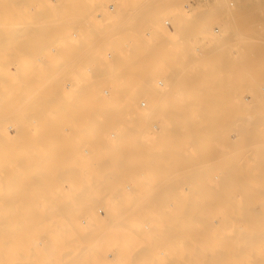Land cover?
<instances>
[{
  "label": "rangeland",
  "instance_id": "1",
  "mask_svg": "<svg viewBox=\"0 0 264 264\" xmlns=\"http://www.w3.org/2000/svg\"><path fill=\"white\" fill-rule=\"evenodd\" d=\"M61 1V3H57L58 5H63V7H64V4H65V1L63 0V2H64V4H62V0H60ZM83 1H86V3L85 2H83ZM116 1V2H115ZM131 1L132 0H67L66 2H67V4H68V7H66V11L68 12L69 10H70V14H71V17H69L70 16V14H69V19H68V17H66L65 18V21H66V23H65V21H63V25H64V27H63V30L64 29H66V30H64V33L66 34H62V35H64L63 37L61 36V38H59V40L58 39H55L56 37H57V31H55V29H58V28H62V27H52V24H54L53 22H52V20L54 21V18L52 17V16H54V13H55V11H54V13H53V9H55L56 10V8H58V7H54L53 6V4H55L54 2H55V0H1L0 1V11H2L0 14H2V13H4L3 14V16H1L2 18L4 17V19H0V24H3V25H0L1 27H0V32H2V30L3 31H5L4 33H2L3 35H1L0 37L2 38H0V54H2L3 55V52L5 53L7 50L8 51H10V53L7 51V56H9L10 55V57H12L11 55H14L13 57H14V59H13V57L11 58V59H9L10 61H11V67H10V65H9V67L11 68V71L12 72H14V73H12V72H8L10 75H7L6 76V74H5V76L4 75H2V73H1V75H0V84L2 85V86H0V128H1V130L3 131L2 133H4L3 135L1 134V132H0V155L2 156V155H4L5 156V158H4V156H0L1 157V159L4 161H7V162H3L1 159H0V177H1V179L0 180H4V182H2V181H0V183H1V185H0V195H1V197H0V214H2L1 216H0V221H1V223H5L8 227H10V229H12V228H16V227H20V226H22V225H26L27 223V225H31L30 227L29 226H26L27 228H29V230H27L26 231V229H23V230H25V232L24 233H22L21 231H20V235H16V241H13L11 238L13 237L12 235H10V234H6L5 236H4V240L7 242L6 243V248H5V250L7 251L8 249H10L11 247H10V245L8 246V244H16L18 247H20V248H18L20 251H30V250H39V249H32V248H36L37 247V245H36V243L37 242H46V241H49V238H47L46 236H48L47 235V233L49 232L50 234H52L53 235V233H54V235H56V234H58L57 236H61L58 232H57V230H55V231H52V230H50L49 231V227H50V225L48 226V224L47 223H50V221L48 220V218H47V216H45V215H49V214H53L54 215V213L52 212V213H49V212H47V211H50V210H52L50 207L52 206V208H53V205H51V203L52 204H54L55 203V201H56V198H54L55 196H58V198H60V199H64V196L66 197V195L67 194H65V193H68V195L67 196H69V198H71L70 196L72 195L71 193L73 192H75L76 194L78 193H80L81 191H82V189L84 188V187H86V186H89L88 185V183H87V180H86V171L87 170H89V169H87L86 167H87V161H89L90 159L92 160V158H95L94 160H96V159H98V161L100 162V161H108L109 159V161H113L114 159L115 160H117L116 159V157L117 156H120V153H119V151L121 152V150L123 149V147L125 146V148H124V150H122V151H125V150H127L128 151V146H130V145H126L127 143H125L124 145H123V143H122V141L123 140H125V136L122 138V136H123V133L122 132H124L125 130H126V128H125V130L123 131V129H124V127H125V125L123 126V123H124V121H125V123H126V118H123V116L122 115H120V112H121V109L120 110H117V108H115V105L114 106H111V108H107V106H102V104L100 105V106H102L103 108L105 107V108H107L106 110H104L102 107L100 108V106L98 105V107L96 106V108H98L97 109V111H96V109L95 110H93L92 111V108H89L88 106H90V105H87L86 104V94H93V95H99L100 97H102L103 95H105V93L107 94V92H104L105 90L104 89H106V87H108L109 85L106 83V81H105V83H104V81H103V79L100 81V83H101V88H100V91H96V89L93 87V85H92V83H93V79H91V78H89L90 77V74L91 73H89V72H87V71H85L84 69V67H85V65H86V63L85 62H88V60H86V55H87V57H88V51H89V48H90V50H92V49H98L97 51H100L99 53H100V55H101V57L103 58V62H106L107 64H106V66L109 64V63H112L111 65L112 66H115L114 65V63L116 64L118 61H119V59H118V57H116V53H114L115 51H114V49L116 50V48L118 47L117 46V44H118V38H119V36H120V31H122V33H123V30L121 29V27H117L118 25H116V23H115V21H111L110 19H106V16H102L101 18H103V19H101L99 16H101V13L102 12H106V13H108L109 12V10H110V12L109 13H112L111 11H113L114 10V12L113 13H115L116 11H120L123 7H127L128 9H130V5H132L133 3H136L138 0H134V1H132V3H131ZM140 1H142V0H139L138 2H140ZM181 1H183V0H181ZM181 1L179 0L178 1V3L177 4H179V7L180 8H182L183 7V5L182 4H184L183 2L181 3ZM189 1V5H190V7H186V11L187 12H189V11H191L190 9H191V7H192V11H194V3H193V0H187L186 2H188ZM218 3H220V5H221V8H220V14H219V16H217L212 22H211V27H209V37H208V39L205 41V42H203L202 44H198V43H187V44H185L186 46H185V48H182V49H184L183 51L185 52L184 53V59H182L180 62H179V60H177V61H175V59L174 60H172V55H170L171 57H170V59H169V56L167 57V59L165 60H159V61H162V62H164L165 63V65H167V66H165L164 65V63H162L160 66H159V64H160V62L159 61H156L155 63H153L152 65H151V67H154V68H151V67H149L148 68V70H147V73L148 74H151V80L150 81H152L151 83H152V85H154L153 83H155V86L157 87V88H160V89H162V90H166V89H168V93L169 92H171V91H173L174 89H173V83H174V81H177L178 83L180 82V76L181 75H186L188 78H189V81L191 82V85H193L194 86V88H193V90H194V95H193V97H194V99H198V101L199 102H197V105H199L198 107L199 108H201L202 110H195L194 111V115H192V122L194 123V125H195V129H193V131H192V135L190 136V137H188V138H186V139H183V137H179V139L178 140H174L173 141V146L178 150V152L177 153H180V154H182V156H181V161H182V163H183V165H184V167H183V165L182 166H180V168L179 169H177L174 173H171V176L172 177H170V179L174 182V183H168L169 185H171V186H173V187H178V188H180V187H186V190L187 191H184L185 193H187L188 192V190H190V189H188L187 187H191V189L194 187H208V188H210V189H212V192L214 193L213 194V201L214 202H216V204L214 203L213 205H212V207H211V210H214V211H211V210H209V213H213V214H211V217L208 215V220L210 219V222H207L208 220L205 218V222H203V224L202 225H205L204 223H212V224H214L213 226H212V224H207L208 225V228H209V226L212 228H219V227H228L229 228V230H228V240H227V243L228 242H230L229 244H227L229 247L231 246V249L233 248L232 247V244H233V242H234V240L235 241H237V242H240V240L242 241V239H241V237H242V232L240 233V231L239 230H241V231H244L243 230V228H242V226L243 225H245L247 222L244 220L245 219V214H246V212L248 213V211H250L248 214H254L255 212H258L259 211V206H257V202L259 201V199H260V201L258 202V204L260 203V202H262V199H264V193H263V189H264V180H262V179H264V22L263 21H257V19H258V16H257V11L256 12H254V8H256L257 7V5H264V0H234L235 2H234V5H230L229 3H230V1L231 0H216ZM59 2V1H58ZM110 2V3H109ZM124 3L125 5H123V6H121V3ZM127 2V3H126ZM180 2V3H179ZM53 3V4H52ZM77 3V4H76ZM93 3V4H92ZM95 3V4H94ZM105 3V4H104ZM109 3V4H108ZM120 3V4H119ZM24 4H25V6H24ZM57 4H55V6H58ZM71 4V5H70ZM89 4H90V6H92L91 8H90V6H89ZM180 4H181V6H180ZM70 5V6H69ZM104 5H106V6H104ZM118 5H120V6H118ZM222 5L224 6V7H222ZM238 5V6H237ZM53 6V7H52ZM113 6V7H112ZM117 6H118V8H117ZM236 6H237V8H236ZM2 7V8H1ZM82 7V8H81ZM83 7L85 8V9H83ZM120 7H121V9H120ZM60 8H61V6H60ZM112 8H113V10H112ZM253 8V9H252ZM119 9V10H118ZM124 9H126V8H124ZM185 8H183V10H184ZM252 9V10H251ZM6 10V13L4 12ZM91 10V11H90ZM96 10V11H95ZM98 10V11H97ZM116 10V11H115ZM181 10V9H180ZM182 10V11H183ZM9 11V12H8ZM23 11H25L26 12V14H25V12H24V14H22V12ZM40 11V12H39ZM47 11V12H46ZM49 11V12H48ZM101 11V12H100ZM185 11V12H186ZM20 12H21V14H20ZM42 12H44V14L42 13ZM51 12H52V14H51ZM93 12V13H92ZM95 12H98L100 15H97L96 16V14H94ZM105 12L103 13L104 15H105ZM164 12H166V11H164ZM164 12H162V14L164 13ZM10 13V14H9ZM14 13V14H13ZM15 13H16V15H15ZM17 13H19V14H17ZM40 15H39V14ZM69 13V12H68ZM73 13V14H72ZM77 13V14H76ZM107 14V15H109L110 16V14ZM112 13V14H113ZM169 13H170V11H169ZM168 13V11H167V14L166 13H164V17H162L163 18V20H165V19H168L169 17H171L170 16V14ZM184 13V12H183ZM222 13H223V15H227V14H230L228 17H231V16H233V18L235 17V19L237 20V21H239V22H245V21H250V24H251V27H230L229 25V27H224V25H226L227 23H226V21H225V17H223V16H221L222 15ZM253 13V14H252ZM28 14V15H27ZM76 14V15H75ZM94 16H93V15ZM102 14V15H103ZM169 14V15H168ZM239 14V15H238ZM249 16H248V15ZM9 15V16H8ZM17 15H19V19H18V16ZM24 15H26V16H28V17H25ZM30 15L32 16L31 18H30ZM48 15V16H47ZM66 15H68V14H66ZM80 15H83L82 17L80 16ZM87 15V16H86ZM91 15V16H90ZM168 15V16H167ZM241 15V16H240ZM7 16V17H6ZM44 16V17H43ZM79 16H80V18H79ZM92 16L95 18H93L92 19ZM23 17V18H22ZM25 17V18H24ZM49 17L51 18H53L52 20H50L49 19ZM74 17V18H73ZM77 17V18H76ZM100 18L99 19V21H98V18ZM242 17V18H241ZM6 18H8V21L9 22H7V20H6ZM20 18H21V20H20ZM43 18V19H42ZM87 18L89 19V20H87ZM97 18V19H96ZM240 18V19H239ZM25 19V20H24ZM64 19V18H63ZM74 19H75V21H74ZM78 21H81V22H83V23H81V22H78ZM79 19H81V20H79ZM86 19V20H85ZM91 19V20H90ZM256 19V21H254V20ZM70 20V21H69ZM94 20V21H93ZM107 20V21H106ZM169 20H171V19H169ZM240 20H242V21H240ZM253 20V21H252ZM1 21H3V23L1 22ZM23 21V22H22ZM73 21V22H72ZM89 21V22H88ZM91 21H93V22H91ZM172 21V20H171ZM171 21H170V23H171ZM5 22H6V24H5ZM50 22H51V24H50ZM71 22V23H70ZM86 22V23H85ZM91 22V23H90ZM101 22V23H100ZM107 22V24H105ZM113 23V25L115 26V27H113V25H111L112 23ZM9 23V24H8ZM32 23H33V26H32ZM43 23V24H42ZM78 25H76V24ZM80 23H81V25H80ZM97 23V24H96ZM104 23V24H103ZM109 23V24H108ZM164 23V22H163ZM263 23V24H262ZM20 24V25H19ZM21 24L23 25V31H24V35H23V37L24 38H21V36L19 35V33H20V29H21ZM50 24V25H49ZM70 24V25H69ZM92 24V25H91ZM118 24V23H117ZM246 24V23H245ZM255 24V25H254ZM49 25V26H48ZM82 25H84V26H82ZM88 25V26H87ZM107 25V26H106ZM171 25H172V23H171ZM170 25V26H171ZM2 26H4V27H7L6 29L8 30V31H6V29L5 28H2ZM36 26V27H35ZM71 26V27H70ZM93 26H94V28H93ZM9 27V28H8ZM18 27H20V28H18ZM83 27V28H82ZM90 27H92V28H90ZM108 27V28H107ZM215 27H218L220 30H219V33H216L215 31H214V29H215ZM14 28V29H13ZM17 28V29H16ZM49 28H50V30L52 31V32H50V30H49ZM113 28V29H112ZM119 28H120V30H119ZM144 28V27H143ZM179 28H180V30L183 28V27H173V25L169 28V27H167L166 28V30H168V31H170V30H173V31H175L176 29H178L179 30ZM2 29V30H1ZM5 29V30H4ZM10 29V30H9ZM19 29V30H18ZM33 29V30H32ZM36 29L38 30V32L41 34V30H42V33H43V31H44V33H45V31H46V35H40V36H37V37H35L36 36ZM40 29V30H39ZM46 29H48V30H46ZM88 29V30H87ZM146 29V28H145ZM145 29L143 30V33L145 32ZM212 31H211V30ZM19 32H18V31ZM22 30V29H21ZM28 30V31H27ZM35 30V36H33V40H34V37L37 39V38H39L40 40L42 39V41H38V39H37V43L35 42L34 43V41H33V43L31 42V38H32V36H31V33H33V31ZM62 30V29H61ZM59 31V32H62V31ZM86 31V33H85V31ZM119 30V31H118ZM165 30V29H164ZM177 30V31H178ZM179 30V31H180ZM89 31H91V32H89ZM94 31V34L95 35H93L92 34V32ZM118 31V32H117ZM250 31H251V33H250ZM22 32V31H21ZM29 32H31L30 33V37L28 36L29 35ZM38 32H37V34H38ZM55 32H56V34H55ZM77 32V33H76ZM88 32V33H87ZM254 32V33H253ZM43 33V34H44ZM74 33H76L77 35L76 36H74L75 34ZM82 33V34H81ZM115 33V35L117 34V36L118 37H114L113 36V34ZM120 33V34H119ZM179 33V32H178ZM52 34V35H51ZM56 35V37L54 38V35ZM79 34V35H78ZM84 34V35H83ZM90 34V35H89ZM212 34V35H211ZM254 34V35H253ZM33 35V34H32ZM39 35V34H38ZM110 35H112V36H110ZM145 35V36H144ZM144 35H142L143 36V40H147L146 38H148V36L144 33ZM245 35V36H244ZM59 36V35H58ZM83 36V37H82ZM92 36V37H91ZM98 36V37H97ZM243 36V37H242ZM6 37V38H5ZM40 37H42V38H40ZM49 37V38H48ZM95 39H94V38ZM100 37V38H99ZM102 37H104V38H102ZM29 38V39H28ZM52 38H54V39H52ZM65 38V39H64ZM80 38V39H79ZM83 38V39H82ZM90 38V39H89ZM107 38V39H106ZM111 38H112V41H111ZM145 38V39H144ZM251 38V39H250ZM21 39V40H20ZM31 39V40H30ZM82 39V40H81ZM87 39V40H86ZM94 39V40H93ZM97 39V40H96ZM99 39V40H98ZM102 39V40H101ZM105 39V40H104ZM114 39V40H113ZM262 39H263V41H262ZM86 41L85 43L83 42V41ZM101 40V41H100ZM259 40V41H258ZM62 41V42H61ZM88 41V42H87ZM94 41V42H93ZM115 41V42H114ZM208 41V42H207ZM25 42V43H24ZM109 42V43H108ZM41 43V44H40ZM56 43V44H55ZM83 43V44H82ZM90 44V45H88V44ZM47 44L48 45H50V46H47ZM52 44V45H51ZM85 44V47H83L82 45H84ZM116 44V45H115ZM22 45H25V46H22ZM36 45V46H35ZM41 45V46H40ZM202 47H201V46ZM38 46V47H37ZM53 46H55V47H53ZM74 46H75V48H77V46H79L77 49H75L74 48ZM86 46H87V48H88V51H87V48H86ZM93 46H95V47H92ZM97 46V47H96ZM117 46V47H116ZM189 46V47H188ZM23 47H24V50H23ZM33 47V48H32ZM49 47H50V49H49ZM83 47V48H82ZM102 47V48H101ZM19 48H20V50L21 51H24V52H22V54L24 53H26V51H27V54H25L26 55V57H24L25 55H23V59H24V64L22 63V65L21 66H19L20 65V63H19V60L17 59V58H21L22 59V54H21V52H20V50H19ZM28 48V49H27ZM38 48V49H37ZM86 48V49H85ZM196 48L199 50V48H200V52L201 53H199V51H197L196 50ZM45 49H46V51H45ZM49 51H48V50ZM83 49H85V52H84V50ZM100 49V50H99ZM32 50V51H31ZM33 50H34V52H33ZM36 50V51H35ZM62 51V53L64 54V56L60 53L61 51ZM71 50V51H70ZM81 50H83V51H81ZM119 50V48L117 49V51ZM232 50H233V52H232ZM235 50H236V52H235ZM19 51V52H18ZM28 51H30V54L28 53ZM42 51V52H41ZM44 51V52H43ZM69 53H68V52ZM73 51H75V52H78V53H74ZM224 52V51H226V54H229V56L230 57H232L233 59H236V61H237V59H240V61H242L243 62V64H241L240 65V67H238V68H236V70H234V72H233V70L232 69H230V68H228L227 66H223L222 65V63H220V60H221V58L222 57H220L219 58V55H220V53H222V52ZM12 52H13V54H12ZM32 52V53H31ZM39 52V53H38ZM67 52V53H66ZM72 52L74 53V55L77 57H75L74 58V60H72V58L74 57V55H72L71 56V54H72ZM108 52V53H107ZM113 53V55L112 54H110V53ZM36 55H35V54ZM37 53H38V55H37ZM65 53L67 54L66 56H65ZM85 53V54H84ZM87 53V54H86ZM102 53V54H101ZM235 53V54H234ZM19 54H20V57H19ZM34 55V56H32V55ZM69 54V55H68ZM81 54V55H80ZM105 54V55H104ZM107 54V55H106ZM108 54H110V56H108ZM203 54V55H202ZM18 55V56H17ZM41 55V56H40ZM77 55H80V56H82L83 58H81L80 56H77ZM198 55H200V56H198ZM4 56H6V55H4ZM6 56V58H5V60H7V61H9ZM71 58H70V57ZM118 56V55H117ZM202 56H205V58H204V60L202 61L201 60V58H202ZM47 57H48V59H47ZM51 57V58H50ZM79 57V58H78ZM89 57H90V55H89ZM198 57H199V59H198ZM50 58V59H49ZM81 58V59H80ZM101 58V59H102ZM105 58V59H104ZM213 58H215V59H213ZM54 59V60H53ZM83 59V60H82ZM109 59V60H108ZM112 59V60H111ZM114 59V60H113ZM118 61H117V60ZM68 60H69V62H68ZM84 60H86L85 62H84ZM90 61H91V57H90V59H89ZM170 60V61H169ZM246 60V61H245ZM10 61H9V63H10ZM19 63V65H18V63ZM23 61V60H22ZM53 61V62H52ZM74 61V62H73ZM80 61V62H79ZM111 61H113V62H111ZM117 61V62H116ZM168 61V62H167ZM175 62V63H173V62ZM210 61L211 62H213L214 64H210ZM21 62V61H20ZM26 62V63H25ZM71 62V63H70ZM93 62V61H92ZM92 62H90L91 64H92ZM95 62V61H94ZM93 62V63H94ZM100 62V61H99ZM97 63L96 64V62H95V64H94V66L95 67H97V65L98 64H101V62L100 63ZM166 62H167V64H166ZM171 64H170V63ZM247 62V63H246ZM8 63V62H7ZM31 63H32V65H31ZM77 63V64H76ZM89 63V62H88ZM156 63H159L158 65H156ZM172 63H173V66H172ZM28 64V65H27ZM73 64H75L74 66H73ZM90 64V65H91ZM16 65L19 67V69L17 70V68H16ZM71 65V66H70ZM83 65V66H82ZM110 64L107 66L108 68H110V66H111ZM156 65V66H155ZM220 65H222L221 66V71H219L218 70V67L220 66ZM242 65L243 66H245V67H242ZM69 66H70V68H69ZM87 67H88V65H86ZM93 66V65H92ZM99 66V65H98ZM101 66V65H100ZM111 66V67H112ZM161 66H165V67H168V68H164V67H162L161 68ZM175 66V67H174ZM252 67V68H250V67ZM9 67H8V70H9ZM20 67H26L25 69L24 68H22V70L20 69ZM42 67V68H41ZM249 67V68H248ZM38 68V69H37ZM39 68H41V69H39ZM53 68V69H52ZM171 68V69H170ZM32 69V70H31ZM76 69V70H75ZM113 69V68H112ZM151 69H152V71H151ZM247 71H246V70ZM249 69V70H248ZM14 70V71H13ZM39 70V71H38ZM42 70V71H41ZM52 70V71H51ZM70 70V71H69ZM75 70V71H74ZM83 70V71H82ZM252 70V71H251ZM17 71V72H16ZM25 71H26V73H25ZM30 71H31V73H30ZM35 71V72H34ZM77 71V72H76ZM85 71V72H84ZM99 71H100V69H99ZM113 71V70H112ZM149 71V72H148ZM151 71V72H150ZM251 71V72H250ZM20 72V73H19ZM53 72V73H52ZM74 72V73H73ZM80 72V73H79ZM71 73H73L74 74V76L71 74ZM77 73L79 74V75H77ZM84 73V74H83ZM86 73V74H85ZM23 74V75H22ZM33 74V75H32ZM82 74V75H81ZM147 74V75H148ZM51 77H50V76ZM70 75H72V76H70ZM82 77H81V76ZM217 75H219V76H217ZM35 78H34V77ZM78 76V77H77ZM80 76V77H79ZM84 76V77H83ZM47 77H49V78H47ZM148 77H150V76H148ZM30 78V79H29ZM39 78H40V80H39ZM104 78H106V77H104ZM34 79V80H33ZM37 79V80H36ZM46 79V80H45ZM23 80V81H22ZM159 80H161L163 83L162 84H158L159 82H157V81H159ZM2 81V82H1ZM22 81V82H21ZM27 83H26V82ZM32 81H33V84H32ZM39 81V82H38ZM40 81H41V83H40ZM75 81H76V84H75ZM37 82V83H36ZM79 82H80V84H79ZM157 82V83H156ZM30 83V84H29ZM70 83H74V85H69ZM26 84V85H25ZM40 84H43V85H40ZM157 84V85H156ZM11 85V86H10ZM18 85V86H17ZM25 86V87H28V88H22V86ZM77 85V86H76ZM78 85H80V86H78ZM100 85V84H99ZM104 85H106V86H104ZM37 86V87H36ZM154 86V87H155ZM2 87H4V88H2ZM12 87V88H11ZM15 87H17V88H15ZM21 87V88H20ZM34 87V88H33ZM82 87V88H81ZM105 87V88H104ZM7 88H8V90H7ZM30 88V89H29ZM38 88V89H37ZM43 88V89H42ZM108 88H110V86L108 87ZM107 88V89H108ZM1 89H2V91H1ZM5 89V90H4ZM21 89H25L24 90V92H26V90H31L32 92H33V95H32V92L30 91V93H28L29 92V90L27 91V94L26 93H24L23 92V90L21 91ZM35 89V90H34ZM80 89V90H79ZM11 90L13 91V92H11ZM109 90V89H108ZM10 93H9V92ZM39 91V92H38ZM40 91H41V93H40ZM46 91V92H45ZM111 91V90H110ZM109 91V92H110ZM175 91V90H174ZM200 92V95H198L197 94V92ZM166 92V91H165ZM14 93V94H13ZM20 93H21V95H20ZM168 93H164V95L166 96V97H170L171 96V94H168ZM3 94V95H2ZM9 94V95H8ZM11 94V95H10ZM39 94H40V96H39ZM148 94H149V92H148ZM148 94H142L140 97H138V101H141V99L142 100H147L146 102H148V97L146 98V95H148ZM5 95V96H4ZM36 95V96H35ZM178 96H180L179 94H177ZM8 96V97H7ZM178 96H175L176 98L178 97ZM3 98H5V99H3ZM17 98H18V100H17ZM34 98V99H33ZM36 98V99H35ZM42 98V99H41ZM14 99V100H13ZM30 99V100H29ZM12 101V102H11ZM15 101V102H14ZM23 101H24V103H23ZM26 101H27V103H26ZM31 101V102H30ZM35 101H37V102H35ZM41 101H43L42 103H41ZM7 102V103H6ZM21 102V103H20ZM6 103V104H5ZM35 103V104H34ZM39 105H41V107H40V105L39 106H37V104ZM139 102H136V105L134 106H132V108H130L131 110H134V111H137L138 112V110H140V109H138V108H136V107H138L137 106V104H138ZM2 104H3V106H2ZM19 107L20 106V104H23V105H21L19 108L16 106V105ZM27 104V105H26ZM169 106H171V107H176V106H179V107H181L182 106V104L181 103H177V102H175V103H167ZM37 107V108H35V106ZM87 105V106H86ZM146 105H149V103H146ZM197 105H195L196 107H197ZM29 106V107H28ZM13 107V108H12ZM44 107V108H43ZM57 107V108H56ZM87 107V108H86ZM91 107H94V106H91ZM109 107V106H108ZM182 107H186L187 108V106H185L184 104H183V106ZM115 109V111H113V110H111V109ZM210 108V109H209ZM219 108V109H218ZM220 108H222V109H220ZM225 108V109H224ZM13 109V110H12ZM18 109H21V110H18ZM25 109V110H24ZM87 109H91V112L93 113L94 112V114L95 115H97V117H98V121H97V126H98V128L100 129V131H102V133L105 135H103L102 133V135L101 134H99V138H100V142L101 143H98L99 145H97L98 146V148L96 149V150H94L95 151V153H93L94 151H92V147L91 148H89V146H91V145H88L87 144V141L89 140L88 138L90 137L89 136V134L88 133H86L85 131V134H84V136L87 134V136H89V137H87L86 138V136H85V138L87 139V141H86V139L83 137H80V136H83V134H81L80 135V129L82 130H85L84 128H85V126H84V123H85V117H86V112L88 113V112H90L89 110L87 111ZM101 109H103V110H101ZM213 111H212V110ZM260 109H262V110H260ZM31 110V111H30ZM100 110V111H99ZM111 111V113H110V111ZM260 110V111H259ZM42 111V112H41ZM104 111V113H102ZM119 111V113L117 114V112ZM202 111V112H201ZM206 111V112H205ZM211 111V112H210ZM42 113V114H40V113ZM44 112V113H43ZM106 112H108L109 114H106ZM112 112H116L115 114H113L112 116H111V114H112ZM187 112H188V110H187ZM201 113V114H199L198 115V113ZM204 112V113H203ZM14 113H16V114H14ZM21 115H20V114ZM56 113V114H55ZM58 113H60V114H58ZM102 113V114H101ZM122 114H123V110H122V112H121ZM125 113H126V111H124V115H125ZM197 113V114H196ZM205 113H207V114H205ZM213 113H215L216 114V116H214V114ZM221 113V114H220ZM241 115H240V114ZM58 114V115H57ZM100 114H101V116H100ZM116 114L118 115V117L116 116ZM205 114V116L203 117V115ZM213 115V117H212V115ZM255 114H257V115H255ZM42 117H41V116ZM55 115V116H54ZM103 115V116H102ZM197 115L199 116V117H197ZM236 115H238V116H236ZM19 116V117H18ZM105 116H107V117H105ZM112 117V118H110V117ZM116 118H115V117ZM120 116H122L121 117V120H124L123 121V123H122V121L120 120ZM208 116V117H207ZM236 116V117H235ZM258 116V117H257ZM105 117V118H104ZM109 117V118H108ZM124 117H126V116H124ZM201 117V118H200ZM210 117H211V119H210ZM246 117H248V118H246ZM257 117V118H256ZM101 118V119H100ZM104 118V119H103ZM107 118V119H106ZM114 118V119H113ZM123 118V119H122ZM149 118H150V120H149ZM149 118H147V119H145V120H147L148 122H150L149 124L146 122V121H144V122H146V126L144 125V130H147V131H145V132H148V133H145V134H153L154 133V131L156 132V130H158V129H155V128H148L147 126H150V124H152V123H154L155 122V120H156V122L158 121L159 122V116L157 115V113H154V114H152V116L151 117H149ZM152 118V119H151ZM158 118V119H157ZM200 118V119H199ZM214 120H213V119ZM234 118H236V119H234ZM17 119H18V121H17ZM42 119H43V121H42ZM58 119V120H57ZM155 119V120H154ZM198 119L200 120V121H198ZM203 119V120H202ZM210 119V120H209ZM218 119V120H217ZM234 119V120H233ZM37 120V121H36ZM39 120V121H38ZM202 120V121H201ZM242 120V121H241ZM249 120V121H248ZM49 121H50V124H49ZM61 123H60V122ZM197 121V122H196ZM212 121V122H211ZM238 121L240 122V123H238ZM254 121V122H253ZM263 121V122H262ZM40 122V123H39ZM43 122V123H42ZM213 123V128L215 129V130H213V129H211V124ZM20 123V124H19ZM59 123V124H58ZM118 123H119V125H118ZM121 123V124H120ZM216 125H215V124ZM237 123V124H236ZM35 124L37 125V126H35ZM114 124H115V126H114ZM246 124V125H245ZM248 124H250V125H248ZM42 127H40V126ZM50 125V126H49ZM58 125H59V127H58ZM113 125V126H112ZM199 125V126H198ZM2 126V127H1ZM38 126H39V130L40 131H42L43 133H44V131H45V133H44V135L42 136V132H40V133H38L37 131V129H38ZM120 126V127H119ZM207 126H209V127H207ZM231 126H232V128H231ZM239 126V128H237ZM19 127H21V128H19ZM57 127V128H56ZM64 129H63V128ZM112 127V128H111ZM244 127V128H243ZM262 127V128H261ZM36 128V129H35ZM62 130H61V129ZM122 129V131H121V129ZM206 128V129H205ZM228 128H229V131H228ZM235 128H237V129H235ZM50 129V130H49ZM51 129H53V130H51ZM113 129V130H112ZM149 129V130H148ZM204 129H205V131H204ZM209 129V130H208ZM219 129V130H218ZM220 129H221V131H220ZM241 129V130H240ZM245 131H244V130ZM48 130V131H47ZM61 130V131H60ZM106 130V131H105ZM119 130L121 131V138H119L120 137V133H119ZM154 130V131H153ZM208 132H207V131ZM231 130V131H230ZM238 130V131H237ZM243 130V131H242ZM250 130H251V132H250ZM263 130V131H262ZM36 131V132H35ZM53 131V132H52ZM80 131V132H79ZM103 131H105L106 133H104ZM108 131V132H107ZM112 131L113 132H115L114 134L116 135V137H115V135H114V137H112L110 134L112 133ZM118 131V132H117ZM211 131V132H210ZM215 131H216V134H215ZM217 131H218V133L220 134H218L217 133ZM233 131V132H232ZM52 132V133H51ZM56 132V133H55ZM84 132H81V133H84ZM109 132H111L110 134H109ZM153 132V133H152ZM209 132H210V135H209ZM230 132V134L229 135H226L227 133H229ZM240 132V133H239ZM242 132H245V133H242ZM11 133V134H10ZM42 133V134H41ZM54 133V134H53ZM212 133H214L213 135H212ZM48 134H50V136H51V138H50V136H47ZM51 134H53V135H51ZM106 134H109L108 136H106ZM202 134V136H200ZM218 134V135H217ZM239 134V135H238ZM243 134H245V135H243ZM10 137H9V136ZM41 136V138H40V136ZM60 135H61V137H60ZM80 135V136H79ZM215 135L216 136H218V137H215ZM242 135V136H241ZM260 135H263V136H260ZM2 136V137H1ZM16 136V137H15ZM47 136V137H46ZM53 136V137H52ZM55 136V137H54ZM62 136H64V137H62ZM109 136H111L112 138H107V137H109ZM228 136V137H227ZM239 136H241V137H239ZM251 136V137H250ZM257 136V137H256ZM11 138V140H9V138ZM15 139H14V138ZM82 138V139H80V138ZM104 139H103V138ZM118 137V138H117ZM250 137V138H249ZM253 137V138H252ZM7 138V139H6ZM17 138V139H16ZM36 138V139H35ZM43 138V139H42ZM47 140H49V141H47V144H46V139ZM55 138V139H54ZM64 138V139H63ZM98 138V137H97ZM98 138V139H99ZM102 138V139H101ZM236 138V139H235ZM240 138H242V139H240ZM5 139V140H4ZM13 139V140H12ZM38 139V141H36ZM40 139V140H39ZM52 139V140H51ZM57 139V140H56ZM85 139V140H84ZM111 139V140H110ZM117 141H119V142H117ZM123 139V140H122ZM231 139H233L232 141H229V140H231ZM256 139V140H255ZM8 140L10 141V143L8 142ZM42 140H44V141H42ZM102 140H103V143H102ZM121 140V141H120ZM243 140H245V142L243 141ZM14 141V142H13ZM55 141V142H54ZM57 141V142H56ZM61 141V142H60ZM107 141L109 142V143H107ZM116 141V142H115ZM254 141V142H253ZM12 142V143H11ZM52 142V143H51ZM63 142V143H62ZM112 142V143H111ZM115 142V143H114ZM124 142V141H123ZM229 142V143H228ZM233 142V143H232ZM238 142V143H237ZM250 142V143H249ZM261 142V143H260ZM61 143V144H60ZM243 143H246L245 145H243ZM250 145H249V144ZM252 143V144H251ZM9 144V145H8ZM40 144V145H39ZM52 145V147H51V145ZM56 144V145H55ZM105 144L107 145V146H105ZM110 146H109V145ZM113 144V145H112ZM119 144H121V147L120 146H118ZM230 144V145H229ZM22 145V146H21ZM45 145H46V147H45ZM61 145V146H60ZM227 145H229L228 147H227ZM246 145H248L249 146V148H247L248 146H246ZM256 145V146H255ZM260 145H261V147H260ZM2 146V147H1ZM8 146V147H7ZM10 146V147H9ZM34 146V147H33ZM37 146V147H36ZM40 146V147H39ZM42 146V147H41ZM44 146V147H43ZM57 146V147H56ZM60 146V147H59ZM158 145L157 144H155V143H152V142H149V141H145L144 143H142L141 145H140V147H142V148H140V149H148V148H156ZM236 146V147H235ZM7 147V148H6ZM47 147H51V149L53 148V150H51V151H49L50 149H48ZM55 147V148H54ZM102 147V148H101ZM109 147V148H108ZM112 147V148H111ZM120 149L119 151H117L118 149ZM243 147H245V148H243ZM256 147H257V149H256ZM3 148V149H2ZM5 148H6V150H5ZM11 149V150H9V149ZM36 148V149H35ZM44 148V149H43ZM47 149V151H46V149ZM87 148H89V151H90V153H89V151H88V153H87V151H86V149ZM115 148V149H114ZM122 148V149H121ZM229 148V149H228ZM238 148L241 150V152H240V150H238ZM253 150V151H251V149ZM258 148H260V149H258ZM35 149V150H34ZM38 149H43V150H41L42 151V153L40 152V150L38 151ZM55 149V150H54ZM58 149V150H57ZM117 149V150H116ZM157 149V148H156ZM258 150V152L259 153H257L256 152V150ZM2 150V151H1ZM4 150V151H3ZM24 150H25V152H24ZM33 150V151H32ZM37 150V151H36ZM98 150V151H97ZM231 150V151H230ZM249 150V151H248ZM262 150V151H261ZM15 151H16V153H15ZM19 151V152H18ZM35 151V152H34ZM54 151V152H53ZM92 151V152H91ZM127 151H126V153H127ZM200 151V152H199ZM230 151V152H229ZM244 151V152H243ZM246 151H248V153H246ZM6 152V153H5ZM24 152V153H23ZM31 152V153H30ZM32 152L34 153L33 155H32ZM58 153V155L59 156H57V153ZM97 152V153H96ZM98 152H99V154H98ZM149 151H145V152H143V153H148ZM232 152V153H231ZM240 152V153H239ZM18 153L20 154V155H18ZM30 153V154H29ZM48 153V154H47ZM53 153V154H52ZM61 155H60V154ZM98 154V155H96L95 157H94V155L93 154ZM125 152H123V153H121V155L122 154H124ZM187 154V153H189L190 155H192V156H197V157H195L194 159H193V162H192V164H190V163H187V160H186V158H184L183 157V155L184 154ZM255 154V156L253 155V154ZM260 153H261V156H260ZM16 154V155H15ZM23 154V155H22ZM25 154L27 155V156H25ZM42 154H44V155H42ZM86 154H88V156L86 155ZM199 154H201V155H199ZM230 154V155H229ZM234 156H233V155ZM256 154H258L257 156H256ZM263 154V155H262ZM32 155V156H31ZM38 155V156H37ZM91 155V156H90ZM241 155H243V156H241ZM252 156V158H251V156ZM8 156V157H7ZM14 156V157H13ZM19 156V157H18ZM23 156V157H22ZM28 156H29V158H28ZM124 156H125V154H124ZM201 156V157H200ZM228 156V157H227ZM248 156H249V159L250 160H248L247 158H248ZM253 156H254V158H253ZM259 156V157H258ZM11 157H12V159H11ZM20 157H22V158H20ZM85 157H87V158H85ZM88 157H89V160H88ZM91 157V158H90ZM110 157V158H109ZM112 157L114 158V159H112ZM200 157V158H199ZM229 157H231V158H229ZM236 158V160H235V158ZM258 157V158H257ZM261 157H262V159H261ZM4 158V159H3ZM16 158V159H15ZM31 158H32V160H31ZM33 158H35V159H33ZM37 158V159H36ZM242 158H244V159H242ZM25 159V160H24ZM40 159H42L41 161H40ZM44 159V160H43ZM108 159V160H107ZM198 160L200 163H201V165L200 166H198L200 163H198L197 164V162L198 161H196V160ZM240 159L242 160V162L240 161ZM9 160L12 162V164L10 165V163H9ZM27 160V161H26ZM36 160V161H35ZM58 161V165L60 166V167H58V165H55V162H57ZM85 160H87V161H85ZM253 160H254V162H253ZM256 160H257V162H256ZM2 161V162H1ZM55 161V162H54ZM97 161V160H96ZM138 162H141V161H143V163L145 162V160L144 159H140V160H137ZM239 161V162H238ZM14 162H15V164H16V166H15V164H14ZM21 162V163H20ZM33 162H34V164H33ZM37 164H36V163ZM247 162H249V163H247ZM252 162V163H251ZM259 162H261V163H263V165L261 164V163H259ZM7 163H9L8 165H7ZM22 163H24V165H22ZM25 163H27V164H25ZM42 163H46V164H42ZM186 163V164H185ZM237 163H239V164H237ZM1 164H6V166H8V167H10V169L8 168V170H7V168H6V166L4 167V166H2ZM203 164V165H202ZM235 164V165H234ZM258 164V165H257ZM26 165H27V167H29V168H27L26 167ZM39 165V166H38ZM42 165V166H41ZM71 165H73V167H74V169H69V168H72V167H70ZM231 165H232V167H231ZM238 165H240V166H238ZM245 165H248V166H246L245 167ZM261 165V166H260ZM12 166L13 167H15L16 168V170L14 171L13 169H12ZM23 166V167H22ZM36 166H37V169L38 170H36ZM43 168H41V167ZM68 166H69V168H68ZM112 166V165H111ZM110 166V167H111ZM237 166V167H236ZM257 166V167H256ZM2 167H4V169L2 168ZM20 167V168H19ZM26 167V168H25ZM56 167V168H55ZM197 167H199V168H197ZM238 167H239V169H238ZM247 167H248V169H247ZM250 167V168H249ZM2 168V169H1ZM19 170H18V169ZM23 168V169H22ZM39 168H40V170H45L46 171V173L43 171H39ZM45 168V169H44ZM89 168V167H88ZM255 168H257V170L255 169ZM22 169V170H21ZM253 169V170H252ZM254 169H255V171H254ZM11 170V171H10ZM28 172H30V173H28ZM114 170V169H113ZM129 170V172L127 171V170H124L123 171V173L122 172H118L117 174L119 175H117L116 177H115V175H114V171H113V173H111V174H107L108 175V178L110 179V178H113V177H115V178H113V179H115L116 180V182L118 183V182H120L118 185L117 184H115L116 182H113V185L115 184L116 186H118L117 188H118V190H120L121 192H123L124 193V189H125V187L127 188V186H125V184L126 185H128V183L130 184V187H131V189H134L133 191L132 190H130V188H128V189H126L125 190V195L126 194H128V196H130V197H128V196H126L127 198H128V200H126L125 199V202L122 200V202H124V203H121L119 206H118V204H119V202L118 203H116V205L113 207V200L112 201H110L111 200V198H109V196H107V194L109 195V192H107V190H105L106 192H104V190H103V192H104V194H102V195H100V193H102V191L101 192H99L97 195H95L96 193H94L93 191H91L92 193H94L93 195L96 197V199H95V197L91 194H89L90 195V199L88 200V202H86L87 204L86 205H84L83 206V203L85 202V201H83V198H86V196L85 197H82V193L79 195L81 198L79 199V200H81V201H79L78 200V198H79V196H77V200L79 201V203L80 202H82V204L81 205H78L77 203L78 202H76V201H74V202H76L74 205H72V207H70V208H67V210H69V212L67 213V216L65 215V211L66 210H63L64 211V215L66 216V217H68V219H70V220H72V222H77V221H79V222H81L80 220H82L83 218H82V216H81V214L83 215V216H86V218H89V215H91L90 213H88L89 211H91V209L90 210H88V207H90V205L91 206H93L92 207V211H93V208L96 206V208H98L99 209V211H97V209H95L94 208V210L95 211H93V215H91L90 217H95V215H97L98 213H99V217H100V215L102 214V216L99 218L98 217V215L96 216V218H95V220H91V218H89V219H87L86 220V218H84V220H86L87 222L84 224L83 222H81L80 223V225L81 226H83L84 225V227H88V228H85V230H84V228L82 227L81 228V230H80V232L82 233V234H84V232L86 231H88L87 232V234H89L90 232V230H91V232L92 231H95V235H93V233H90L91 234V236H87V234H84L85 235V237L83 236V235H81V233H80V235L81 236H83L81 239L79 238H77V236H74V237H72V236H70V230H69V228L68 229H65V230H63V236L65 237V239L63 240L62 239V241L63 242H65L66 244H70V245H66V247L65 246H60V245H62V244H60L59 245V243H60V241L57 239H55L57 242L55 243L56 245L58 244L59 245V247H58V245L55 247L54 246V248H59V249H61V251H64V250H72V249H76L75 251H76V254H79L82 250H83V248H85V247H83V246H89V248L88 249H90V245H94V244H96V241L99 239V241H97L98 243L96 244V245H99V244H102V245H99V246H97L99 249H101L102 247V249L101 250H98V254H96V255H99V256H95V254H94V256H92L93 255V251H95V253H96V251L97 250H92V249H94V247H92V249H91V254H90V251H88L87 250V252L86 251H82L83 252V258L82 257H80V262H82V263H80V262H78V263H80V264H99L100 262H98L99 260H100V258H101V256H103L101 259H107V257H108V259L109 260H112L113 258H115V256L117 255V253H118V251L120 250V248L122 247V246H124V241H132L133 240V243H134V245H132L133 247H134V249H135V251H136V249L138 250V247H136L135 248V246L136 245H140L139 247H141L140 249L142 250V247L143 246H145V243H147L148 244V242L149 241H146L147 239H149L150 240V243H149V245L151 244V243H154L155 241H157L158 243H156L155 242V244H157V245H160V247L158 246V248H155L156 246H155V244H152V247H151V249H153V251H151V253L153 252V254H155L154 255V258L152 259V260H156V261H152L150 258H148L147 260H151V261H147L146 262V264L148 263V264H153V263H158V264H165L167 261H168V259H170L171 260V256H169V258L167 259L166 257H168V255H167V252H168V250H167V245H166V243H167V239H165V238H163V233H162V229L164 228V225H163V219H164V217L166 216V213L165 214H163V215H161L162 217H159L160 218V221H158V223L160 224V232L162 233V235L160 236L159 234V238L157 239L156 238V236H153V237H155V239H157V240H155L153 237V239L155 240L154 242H151V240L153 241V239H151V237H149L150 235L152 236V234L155 232H152V230H154V228L157 226L156 225V223H157V218H158V214H157V211L155 212V211H153L152 210V205L149 207L148 206V202H150L149 203V205L150 204H153V203H155V200L157 199V198H155V197H160L159 195L161 194V197H160V201H158V199H157V202L155 203V204H157L158 203V205L160 204H162L163 206H161L162 208H166V206L168 207V205H169V202H170V204L172 205V207H171V205H169V207H170V209L171 210H176V208L178 209L180 206L179 205H175V204H177V203H180L181 204V202H182V200H180V198H181V196H179V195H181L182 193H180L179 191L181 190V192H182V190H185V189H178L179 191H178V193L176 192V188H174L175 189V192H174V190L173 189H171V192H170V194H168L167 192V194H165V192L164 191H158V190H156V193H154V192H151L152 194H147L146 192L148 191H146V190H144V191H146V192H142V191H137L136 190V188L138 187L139 188V190L143 187L142 186V184H143V182H142V178H141V176L139 177V179L140 180H138V179H136L135 181H134V178L133 177H135V178H137V175L138 174H135V173H137V172H135V171H137L136 170V168H133V170H135V171H133V170H131V169H128ZM245 170V171H244ZM251 170L253 171V172H251ZM2 171L3 172H5V173H2ZM8 171V172H7ZM26 171V172H25ZM112 171V170H111ZM111 171H109V172H111ZM115 171H117V170H115ZM127 171V172H126ZM237 171V172H236ZM257 171V172H256ZM14 172V173H13ZM19 172V173H18ZM22 172V173H21ZM33 172V173H32ZM100 172V171H99ZM108 172V171H107ZM126 172V173H125ZM132 172L134 173V174H132ZM188 172V173H187ZM241 172V173H240ZM9 173V174H8ZM12 173L14 174V176L12 175ZM24 173V174H23ZM30 175H28V174ZM48 173V174H47ZM101 173V172H100ZM106 173V172H105ZM120 173H122V174H120ZM129 173V174H128ZM165 173V174H164ZM239 173H240V176H239ZM244 173V174H243ZM253 173H254V175H253ZM2 174V175H1ZM7 174V175H6ZM17 174V175H16ZM20 174H22V175H20ZM33 174H36L35 176H37V177H34V176H32ZM96 174H99V173H96ZM250 176H249V175ZM255 174H258V175H261L262 174V178H260L258 175H256V177H255ZM8 175H10L12 178H10V176H8ZM27 177H26V176ZM38 175L41 177V178H39L38 177ZM46 175V176H45ZM47 175H48V177H47ZM123 175V176H122ZM131 175V176H130ZM133 175H135V176H133ZM166 175H168V174H166V171H163L162 170V172L161 173H156V175L154 176V177H150V181H151V183H153V185H155L156 187H159V186H163L164 188H165V186L166 187H168V185H166L167 184V181H166ZM245 175H246V177H248V178H246L245 177ZM96 177L98 176V175H95ZM110 176V177H109ZM129 176V177H128ZM216 176V177H215ZM253 176V177H252ZM3 177V178H2ZM9 177V179H7ZM25 177V178H24ZM32 177H33V179L35 180H33L32 179ZM133 178V181L131 180L132 178ZM249 177H251V179L249 178ZM254 177H255V179H257L256 181H255V179H254ZM30 178H31V180L33 181V182H36V184L35 183H33L31 180H30ZM40 179V180H38V179ZM43 178H46V179H43ZM99 178V177H98ZM117 178H118V180H117ZM127 178V179H126ZM131 178V179H130ZM220 178V179H219ZM243 178V179H242ZM258 178L260 179V181L258 180ZM8 181V180H11L10 181V183L11 184H9L6 180ZM25 179V180H24ZM29 179V180H28ZM121 179V180H120ZM216 179V180H215ZM14 180V181H13ZM22 180V181H21ZM28 180V181H27ZM43 180V181H42ZM111 180V179H110ZM114 180V181H115ZM130 180V181H129ZM213 180L214 181H216V183H219V184H217L216 185V183L215 182H213ZM247 180V181H246ZM249 180V181H248ZM31 181V182H30ZM41 181V182H40ZM98 180H94V184L97 182ZM111 181H113V180H111ZM110 181V182H111ZM255 181V182H254ZM262 181V182H261ZM23 182V183H22ZM49 182V183H48ZM140 182V183H139ZM250 182V183H249ZM252 182V183H251ZM3 183H5V184H3ZM42 184V186H40L41 184ZM123 183V184H122ZM132 183V184H131ZM134 183H136V184H134ZM139 183V184H138ZM210 183H213V184H211L210 185ZM254 183V184H253ZM258 183V184H257ZM9 186H8V185ZM36 185V186H34V185ZM39 184V185H38ZM111 184V183H110ZM121 184V185H120ZM251 184V186H249ZM4 185L5 186H7V187H5L4 188ZM112 185V184H111ZM131 185H135L136 186V188H135V186L132 188V186ZM140 185V186H139ZM150 185V184H149ZM260 186V188H258V193H257V189H255V187H253V186ZM38 186H40V188L38 187ZM44 186V187H43ZM171 186H170V188H171ZM214 186V187H213ZM220 186V187H219ZM248 186V187H247ZM256 186V187H257ZM261 186H262V188H261ZM3 187V188H2ZM31 187V188H30ZM99 187V186H98ZM124 187V188H123ZM141 187V188H140ZM146 187H149L148 185L146 186ZM150 187H152L151 185H150ZM162 187V188H163ZM172 187V188H173ZM216 187V188H215ZM251 187H253L252 188V190H251ZM2 188V189H1ZM11 188V190H8V189H10ZM30 188V189H29ZM38 188V189H37ZM42 188V189H41ZM45 188H46V191L44 192V191H42V190H45ZM74 188H76V190L74 189ZM81 188V190H79L78 191V189H80ZM193 188V189H194ZM217 188H221V189H218L217 190ZM74 189V190H73ZM216 189V190H215ZM248 189H250V190H248ZM3 190V191H2ZM33 190V191H32ZM255 190V192L256 193H253V198H252V193H248V191L250 192H252V191H254ZM262 190V193L260 192ZM8 191V192H7ZM9 191L11 192V191H13V192H11V195H10V193H9ZM31 191V192H30ZM35 191H37V192H35ZM41 191V192H40ZM69 191V192H68ZM97 191V190H96ZM126 191H127V193H126ZM131 191V192H130ZM150 191V190H149ZM169 191V190H168ZM173 191V192H172ZM191 191V190H190ZM189 191V192H190ZM39 192V194L41 195V196H39V194L37 195V193ZM43 192V193H42ZM47 192V193H46ZM83 192V194L84 193H86V191L85 190H83L82 191ZM118 192V191H117ZM135 192V193H134ZM139 192H141V194L139 193ZM157 192H158V194H157ZM184 192H183V195H184ZM192 192V191H191ZM260 192V193H259ZM10 195V201H9V195ZM44 193H46V196H47V198H44L43 196H42V194H44ZM50 193H52V194H54L53 196L54 197H52V195L51 196H49L50 195ZM74 193V194H75ZM137 193H139L138 195H136ZM142 193H143V196H142ZM147 195H146V194ZM164 193V194H163ZM238 193H241L243 196H241V194H239L238 195ZM14 194H15V196H14ZM36 195V197L38 198H41L40 200H39V198H38V200L37 199H34V198H36L35 197V195ZM48 194V195H47ZM65 194V195H64ZM71 194V195H70ZM132 194H134V195H132ZM147 196V198L145 197V195ZM154 194H155V196H154ZM172 194V195H171ZM174 194H176L175 196H174ZM260 194H262V196L260 195ZM33 195V196H32ZM89 195H87L88 197H89ZM100 195V196H99ZM142 196V198H141V200H140V202H138L139 201V199H140V197ZM163 195H164V198H163ZM168 197H166V196ZM169 195H170V197H169ZM182 195V196H183ZM255 195V196H254ZM259 196V197H256V196ZM7 196V197H6ZM12 196H13V198H12ZM84 196V195H83ZM140 196V197H139ZM173 196H174V198H173ZM178 196V197H177ZM225 197V198H221V197ZM241 196V197H240ZM34 197V198H33ZM44 199H46V200H44ZM49 197V198H48ZM50 197L52 198V200H50ZM75 197V196H74ZM98 197H99V199H98ZM101 197L103 198V197H106V199L104 198V200L103 199H101ZM153 198V200L152 199H150V198ZM176 197L178 198L177 200H176ZM7 200H5V199ZM17 199V201L18 200H20V201H16V199ZM32 198H33V200H32ZM53 198H54V200L55 201H53ZM57 198V199H58ZM69 198L67 199V197L65 198V200L67 201V203L69 202V201H71L72 200V198L69 200ZM109 200H108V199ZM132 198V199H131ZM137 198H138V201H137ZM150 199V200H148V202H147V199ZM163 198V199H162ZM166 198L169 200V202L166 200ZM235 198H237V199H235ZM13 199H15V201L14 202H11V201H13ZM31 199V200H30ZM42 199H43V201H42ZM95 199V200H94ZM218 199V201H216ZM225 199V200H224ZM257 200V202H254L255 200ZM4 200V201H3ZM49 200V201H48ZM75 200H76V198H75ZM84 200H86V199H84ZM91 200V201H90ZM99 200H101V201H99ZM133 200V201H132ZM138 202H136V201ZM143 200H145L144 202H143ZM193 200V199H191V196H190V199H188L187 201L188 202H190L191 203V201ZM219 200H220V202H222L223 200V202L221 203V204H223V203H225V204H223L222 206H221V204H220V206H221V208L220 207H218L219 206V204L218 203H220L219 202ZM241 200H242V202H243V204H241L242 202H241ZM253 200V201H252ZM53 201V202H52ZM62 201H64V200H62ZM97 201V202H96ZM104 202V204H102L103 202ZM120 201V200H119ZM11 202V203H10ZM15 202H17V203H15ZM35 202V203H34ZM65 202V201H64ZM92 202H96V203H100V204H94V203H92ZM108 202V203H107ZM115 202V201H114ZM136 202V203H135ZM143 202V203H142ZM147 203V205H146V203ZM152 202V203H151ZM163 202H165V203H163ZM174 202H176V203H174ZM187 202V203H188ZM256 203V204H254V203ZM38 203V204H37ZM66 203V204H67ZM70 203V202H69ZM90 203V204H89ZM107 203V204H106ZM110 203V204H109ZM135 203V204H134ZM167 203H168V205H167ZM174 203V204H173ZM183 203V202H182ZM249 203V204H248ZM253 203V204H252ZM12 204H14V205H12ZM19 204H21V205H19ZM56 204H57V201H56ZM64 204V203H63ZM65 204V205H66ZM77 204V205H76ZM85 204V203H84ZM93 204V205H92ZM137 204H139L140 206H141V204H144L142 207H141V209H140V206L139 205H137ZM218 204V205H217ZM246 204H248V207H247V205ZM263 204H264V200H263ZM263 204H261L263 207L261 208V206H260V209H261V211L263 212L264 211V205ZM6 205V206H5ZM98 205V206H97ZM106 205H107V207H106ZM112 205V206H111ZM123 205V207H121ZM125 205V206H124ZM129 205H131V206H133V207H131V209H130V207H129ZM137 205V206H136ZM154 205V204H153ZM216 205V206H215ZM241 205V206H240ZM242 205H243V208H246V209H243L242 208ZM251 205H253V206H251ZM254 205H256V206H254ZM2 206V207H1ZM25 206V207H24ZM56 206V205H55ZM54 206V207H55ZM86 206V207H85ZM88 206V207H87ZM103 206V207H102ZM147 206V207H146ZM177 206H179V207H177ZM228 206V207H227ZM251 206V207H250ZM108 208V210H109V213H110V211L112 212V210H110V207H111V209H112V207H113V209H116L114 212H116V215L114 216V219L116 220V222H117V224H116V222H114V221H110L111 220V218L113 217H109V216H107V209L106 208ZM119 207V208H118ZM135 207H137V208H135ZM155 207V206H154ZM157 207V206H156ZM176 207V208H175ZM224 207H226V209L224 208ZM250 207V209H248ZM5 208V211L3 210ZM48 208H50L49 210H48ZM56 208V207H55ZM87 208V209H86ZM122 208V209H121ZM126 209L125 210V212H127V213H122L123 211H124V209ZM145 210H144V209ZM149 208V209H148ZM158 208H160V207H158ZM173 208V209H172ZM208 208L209 207H207V212H206V214L208 213ZM216 208V209H215ZM219 208L221 209V210H219ZM222 208H224V209H222ZM120 209V210H119ZM128 209H130L131 211L129 212L128 211ZM134 209V210H133ZM142 210V211H139V210ZM148 209V210H147ZM161 209V208H160ZM179 209H181V208H179ZM178 209V210H179ZM210 209V208H209ZM242 209H243V211H242ZM256 209H258L257 211H256ZM263 209V210H262ZM2 210V211H1ZM54 210H56V209H54L53 208V211ZM62 210V209H61ZM85 210V211H84ZM87 210H88V212H87ZM79 211H83V212H79ZM91 211V212H92ZM134 213H133V212ZM137 211V212H136ZM150 211L152 212V213H150ZM164 211V210H163ZM211 211V212H210ZM223 211V212H222ZM242 211V212H241ZM40 212H42V214H40ZM48 214H47V213ZM51 212V211H50ZM55 212V211H54ZM88 213V214H86V213ZM98 212V213H97ZM129 212V213H128ZM144 212V213H143ZM239 212H241V213H239ZM96 213V214H95ZM120 213V214H119ZM122 213V214H121ZM131 213H133V214H131ZM142 213V214H141ZM150 213V214H149ZM176 213H178V212H176ZM175 213V214H176ZM221 213V214H220ZM228 213V214H227ZM45 214V215H44ZM95 214V215H94ZM124 214V215H123ZM128 216H127V215ZM131 214V215H130ZM153 214H154V216L156 217V219H155V221H154V216H153ZM155 214H157V215H155ZM218 214V215H217ZM243 214V215H242ZM28 215L30 216L29 218H28ZM105 215V216H104ZM113 215V214H112ZM121 215H122V217H121ZM134 215V216H133ZM138 215V216H137ZM142 215V216H141ZM152 215V216H151ZM165 215V216H164ZM3 216V217H2ZM116 216H118V217H120V218H117ZM127 216V217H126ZM133 217V219H132V217ZM136 216L138 217V218H136ZM140 216V217H139ZM147 216H148V218H147ZM164 216V217H163ZM212 216H215L214 218H216V219H214L213 221H214V223H213V221H211L212 219H213V217ZM218 216H221V217H219L220 219H218L217 217ZM6 217H8V218H6ZM124 217H125V219H127V222H128V220H129V218L128 217H130V221L132 220V221H134V222H136V224H135V226H133V223H132V230L134 231H131V233L133 234H135V237L134 238H137V244L134 242V239H132V237H131V239H125L124 238V235H126L127 236V233H129L130 231H128L129 230V228H128V225H127V223L125 224V222H126V220L124 219ZM135 217V218H134ZM151 217V218H150ZM207 217V216H206ZM225 217V218H224ZM27 218L29 219V221L27 220ZM141 218V219H140ZM146 218V219H145ZM159 218H158V220H159ZM165 218H167V216L165 217ZM177 217H175L174 218V220L176 219ZM6 221H5V220ZM10 219H11V221H10ZM23 219H26L25 221L23 220ZM114 219H112V220H114ZM119 219V220H118ZM148 219V220H147ZM49 222H48V221ZM53 220V219H52ZM99 221L100 222V224H103V225H101V227L100 226H95L93 229H91L92 227H90V222H93V221ZM101 220V221H100ZM124 220H125V222H124ZM138 220H139V222H138ZM153 220V221H152ZM168 219H166V221H167ZM176 220H178V218L176 219ZM219 220V221H218ZM243 220V221H242ZM12 221H15V222H12ZM20 221H22V222H20ZM32 223H31V222ZM45 221H47V223H44ZM90 221V222H89ZM107 221H110L109 223H111V224H109ZM121 221V223H119ZM123 221V222H122ZM218 221V222H217ZM242 221V222H241ZM18 222H19V224H21V225H19L18 224ZM26 222V223H25ZM99 222H98V225H99ZM103 222V223H102ZM106 222H107V224H106ZM143 222H145V224L143 223ZM146 222H148V225H147V223ZM175 222V225L177 226V224H178V221H177V223H176V221H174ZM217 222V223H216ZM25 223V224H24ZM54 222H52V224H53ZM119 223V224H118ZM127 225V226H123L122 228L120 227V225ZM129 223V222H128ZM131 223H130V228H131ZM138 223H140L138 226H137V224ZM142 223V224H141ZM153 223V224H152ZM166 222L164 221V224H165ZM216 223V224H215ZM242 224V226H241V224ZM44 224H46V225H44ZM106 224V225H105ZM153 225V228L151 229L150 228V225ZM45 226L44 228H49V229H47L48 230V232H46V234L44 235V228H43V226H42V228H40L39 226ZM55 225V224H54ZM96 225H97V223H96ZM154 225H155V227H154ZM161 225L163 226V227H161ZM217 225V226H216ZM247 225V224H246ZM246 225H245V227L244 228H246ZM5 226V225H4ZM7 226H6V228H7ZM47 226V227H46ZM114 226H116L115 228H114ZM117 226H119V228H117ZM142 226V227H141ZM143 226H145L144 227V231L146 230V229H150L151 231H148V230H146V232H144L143 230H142V228H143ZM240 228H239V227ZM25 226H24V228H26ZM33 227V230L32 229H30V228H32ZM37 229H36V228ZM73 227H75V229H78V227L77 226H75V225H73L72 226V228ZM90 227V228H89ZM98 227V228H97ZM106 227V229L107 230H104V228ZM108 227V228H107ZM111 227V228H110ZM113 227V228H112ZM125 227V228H124ZM139 227V228H138ZM147 227H149V228H147ZM152 227V226H151ZM178 227V226H177ZM238 227V228H237ZM21 228V227H20ZM23 228V227H22ZM38 228H40V229H42L43 231H37L38 230ZM95 228L97 229V230H95ZM135 228L137 229V231L135 230ZM162 228V229H161ZM236 228V229H235ZM9 229V228H8ZM51 229H53V227L51 226ZM55 229V228H54ZM99 229V230H98ZM115 229V230H114ZM124 231H123V230ZM165 229V228H164ZM46 230V229H45ZM100 230H101V232H100ZM102 230H103V232H102ZM109 230H111V232H108ZM158 230V231H159ZM238 230V231H237ZM11 231V230H10ZM32 231V232H31ZM99 232V233H101V234H99L98 233V235H100L99 237H98V235H97V232ZM107 231V232H106ZM118 231V232H117ZM122 231H123V233H122ZM135 231L136 232H138V233H135ZM144 233H146V234H148V235H146V234H144L143 235V232ZM163 231H165V230H163ZM7 232V231H6ZM26 232H28V234H26ZM42 232V233H41ZM53 232V233H52ZM85 232V233H86ZM124 232H127V233H124ZM142 232V233H141ZM7 233H10V232H7ZM14 233V232H13ZM16 233V232H15ZM17 233H18V231H17ZM56 233V234H55ZM109 233L111 234V235H109ZM113 233V234H112ZM119 233V234H118ZM149 233H150V235H149ZM152 233V234H151ZM239 233H240V235H239ZM21 234H24V235H21ZM137 234H139V238H140V236H141V234H142V236H141V238L140 239H142V240H140V239H138V236H136ZM238 234V235H237ZM15 235V234H14ZM44 235V236H43ZM101 235H105V236H101ZM107 235V236H106ZM116 235V236H115ZM148 237V238H146V236ZM154 235H156V233L154 234ZM22 236V237H21ZM62 236V237H63ZM97 236V237H96ZM125 236V237H126ZM133 236V235H132ZM232 236H233V238L235 237V239H233V242H232V240H231V238H232ZM53 237V236H52ZM87 237V238H86ZM89 237L91 238L90 240H89ZM92 237H95V238H92ZM103 237L105 238L104 240H103ZM117 237V238H116ZM145 238L144 240H143V238ZM163 238V239H161V238ZM53 239V241H55ZM88 239V240H87ZM94 239V241H92V244L91 243H89V241H91V240H93ZM100 239H101V241H100ZM124 239V240H123ZM165 239V240H164ZM231 241H230V240ZM96 240V241H95ZM110 240V241H109ZM61 241V242H62ZM104 241V242H103ZM142 242V243H140V242ZM93 242H95L94 244H93ZM102 242V243H101ZM76 243H78V244H80L81 243V245H82V249H81V246L79 247V245L78 244H76ZM88 243V244H87ZM131 242H129V244H130ZM209 244L208 245H213V243L214 242H211V241H209L208 242ZM232 243V244H231ZM38 244V243H37ZM76 244V245H75ZM85 244V245H84ZM90 244V245H89ZM129 244H128V246H129ZM136 244V245H135ZM143 244V245H142ZM260 244H263V243H261V241L260 242H258V245H260ZM38 246H41V244H39ZM74 246H76L75 248H74ZM132 246L131 247H129V249L130 250H132L133 248H132ZM211 246H209V247H211ZM228 246H227V249H228ZM9 247V248H8ZM60 247H62V248H60ZM65 247V248H64ZM101 247V248H100ZM116 249H115V248ZM149 247V246H148ZM195 247V246H194ZM194 247L192 248L193 250H194ZM13 248V247H12ZM150 248V247H149ZM148 248V249H149ZM187 248V247H186ZM186 248L184 249V251L186 250ZM189 249H187L188 250V252L189 251H192V249H191V247H188ZM49 249V248H48ZM96 249V248H95ZM133 249V250H134ZM144 249H146L145 247H144ZM150 249V250H151ZM161 249V250H160ZM162 249H165V250H163L162 251ZM178 249V248H177ZM191 249V250H190ZM198 249L199 248H195V250H197L198 251ZM12 250V249H11ZM53 250V249H52ZM141 250H138V251H141ZM150 250H149V252H150ZM180 250H183V248L182 249H179V250H177V251H179V252H181ZM55 252L56 251H58V250H54ZM60 250H59V253L61 252ZM144 251V250H143ZM155 251H156V253H155ZM160 251H161V253H160ZM164 251H165V254H163L164 253ZM229 252L230 251H232V250H230V248H229V250H228ZM85 252V253H84ZM104 252V253H103ZM147 252H148V250H147ZM178 252V253H179ZM183 252V251H182ZM196 252V251H195ZM64 253V252H63ZM102 253V254H101ZM141 253V252H140ZM158 253H160L159 254V257L157 256L158 255ZM177 253V254H178ZM191 253H194V252H191ZM62 254V252L60 253V254H58V255H61ZM106 254V255H105ZM109 254V256H107ZM142 254V253H141ZM140 254V255H141ZM152 254V255H153ZM176 254V256H175V258L173 257V262L176 260L177 261V263L176 262H174V263H176V264H180L179 263V260H178V257H181V254H179V255H177ZM91 255V256H90ZM101 255V256H100ZM144 254H142L141 256H143ZM147 255V254H146ZM151 255V254H150ZM151 255V256H152ZM194 254H192V255H188V258H187V260H186V262L185 263H187V262H191L192 261V259H193V257L195 256V255H197L196 257H198V260H199V258H203V260H202V258L200 259L202 262H200V261H197L198 263L197 264H199V262L200 263H202V264H212V262H211V260L209 261L208 259V261L206 260V258H204L203 256H201V255H199V254H195L194 256H193ZM75 256V255H74ZM104 256H106V257H104ZM112 256V257H111ZM140 256V257H141ZM160 256H163V257H161L160 258ZM54 257V256H53ZM57 257H59V256H55V258H57ZM67 257V256H66ZM86 257V258H85ZM91 257H93V258H91ZM99 258V260H98V258ZM139 257V258H140ZM147 257H148V255H147ZM158 257V258H157ZM191 257V258H190ZM85 258V259H84ZM91 258V259H90ZM95 258V259H94ZM112 258V259H111ZM139 258H137V261H136V264H138L139 262H141V260H143L142 258H144L145 259V257H141L140 258V260H139V262H138V259ZM152 258V257H151ZM156 258V259H155ZM184 257L182 256V258H179V259H181V261L180 262H182L184 259H183ZM190 258V259H189ZM83 259V261H81ZM188 259H189V261H188ZM194 259H196V258H194ZM206 261H205V260ZM160 260V261H159ZM167 260V261H166ZM191 260V261H190ZM197 260V259H196ZM166 261V262H165ZM204 261V262H203ZM160 262V263H159ZM194 262H196V261H192L191 263L192 264H196V263H194ZM210 262V263H209ZM174 263H170V264H174ZM139 264H141V263H139ZM142 264H145V262H143ZM214 264V263H213Z\"/></svg>",
  "mask_w": 264,
  "mask_h": 264
},
{
  "label": "bare ground",
  "instance_id": "2",
  "mask_svg": "<svg viewBox=\"0 0 264 264\" xmlns=\"http://www.w3.org/2000/svg\"><path fill=\"white\" fill-rule=\"evenodd\" d=\"M1 1V0H0ZM59 1V2H58ZM65 1V4H64V2H63V0H62V4H64V7H63V5H58L59 3H61V1L60 0H55V4H57L58 6H55V4H53V6L54 7H58V8H56V10L55 9H53V13H54V11H55V13H54V16H52L53 18H54V21L52 20L53 18L51 17H49V19L50 20H52V22L54 23V24H52V27H64V23H63V21H65V18L66 17H68L69 16V14H70V10L67 12L66 10V7H68V4H67V0H64ZM79 1V0H78ZM99 1V0H98ZM123 1V0H122ZM132 1H134V0H132ZM132 1H131V3H132ZM136 1V0H135ZM134 1V2H135ZM139 1V0H138ZM136 2V3H133L132 5H130L131 7H130V9H128L126 6L125 7H123L122 9H121V7H120V11H116L115 13H113L114 12V10H113V8H112V10L113 11H111L112 13H109L110 12V10H109V14H110V16L109 15H107L108 13H106L105 11V15L103 14L104 12H102L101 13V16H99L100 18L103 16H106V19H110L111 21H115V23H116V25H118L117 27H121V29L123 30V33H122V31H120V36H119V38H118V44H117V48H116V50L114 49V53H116L117 55H116V57H118V59H119V61L115 64L114 63V65L115 66H112L113 64L112 63H109L111 66H110V68H108L107 66L109 65H107L106 66V62H103L102 60H103V58L101 57V55H100V51H97L96 49L94 50V49H92V50H90V48H89V51H88V48H87V46H86V48H87V53L90 55V57H91V61L89 60L90 59V57H89V55H88V57H87V55H86V60H88V62H85L86 60H84V62L86 63V65H88V67L85 65V71H87V72H89V73H91L90 74V77L89 78H91V79H93L94 81H93V83H92V85H93V87L96 89V91L98 90V91H100V88H101V83H100V81L103 79V81H104V83H105V81H106V83L110 86V88H108V87H106V89H104L105 91L104 92H107V94L105 93V95H103L102 97H100L99 95H93V94H86V104L87 105H90V106H88L89 108H92V111L93 110H95L96 109V111H97V109L98 108H96V106L98 107V105L100 106L101 104H102V106L104 105V106H107V108H111V106H114L115 105V108H117V110H120L121 109V112H122V110H123V114L120 112V115H122L123 116V118H126V123H125V121L124 120H121V117L122 116H120V120L122 121V123H123V121H124V123H123V126L125 125V127H124V129H123V131L125 130V128H126V130L124 131V132H122L123 133V136H122V138L125 136L126 138H125V140H123L122 141V143H123V145L125 144V143H127L126 145L128 146V145H130V146H128V151L127 150H125V151H122V150H124V148H125V146L123 147V149L121 150V152L119 151L120 149H118L117 147V151H119V153H120V156H117L116 157V159L117 160H115L113 157H112V159H114L113 161L111 160V161H109L108 159V161H98V159H96V160H94L95 158H92V160L90 159L89 160V157H88V160L89 161H87V160H85V161H87V169H89V170H87L86 171V180H87V183H88V185L89 186H86V187H84L83 189H82V191L83 190H85L86 191V193H84L83 194V192L81 191H79V190H81V188L80 189H78V191L80 192L79 194L77 193H71L70 195V197L72 198V200L71 201H69L68 203H67V201L65 200V198L67 197V199L69 198V196H67L68 195V193H65V194H67L66 195V197L64 196V199H60V198H58V196H55L54 194H52V193H50V195L49 196H51L52 195V197H54V198H56V201H57V204H56V201L54 200V198H53V201H55V203L54 204H52L51 203V205H53V208L54 209H56V210H54L53 211V208H52V206L50 207L52 210H50V211H47V212H49V213H54V215L53 214H49V215H45V216H47V218H48V220L50 221V223H47V221H45L44 223H47L48 224V226L50 225V229L49 228H44L45 226H43V230H44V232L46 231V232H48V230L47 229H49V231L50 230H52V231H55V230H57V232L61 235V236H57L58 234H56V235H54V233H53V235L52 234H50L49 232L47 233V235L48 236H46L47 238H49V241H46V242H37L36 243V245H37V247L36 248H32V249H39V250H30V251H20L18 248H20V247H18L16 244H8V246L10 245V249H8L7 251L5 250V248H6V241L4 240V236L6 235V234H10V235H12L13 237L11 238L13 241H16V235H20L19 233H20V231L22 232V233H24L25 232V230H23V229H26V231L27 230H29V228H27L26 226H29V225H22V226H20V227H14V228H12V229H10V227H8L5 223L3 224V223H1V221H0V264H80V263H82V262H80V257H82L84 254H83V250L84 251H86L87 252V250L88 251H90V254H91V249H92V247H94V249H92V250H101V249H99L97 246H99V245H102V244H99V245H96L98 242L97 241H99V239L96 241V244H94L95 242H93V246L92 245H90V249H88L89 248V246H83V247H85V248H83V250L79 253V254H76V249H72V250H64V251H61V249H57V248H54V246L56 247L57 245L55 244L57 241V239L60 241H62V239L64 238L65 239V237L63 236V230H65V229H68L69 228V230H70V236H72V237H74V236H77V238L79 239H81L83 236L85 237V235L84 234H87V232L85 233L84 232V234H82L81 232H80V230H81V228L83 227L84 228V230H85V228H88V227H84V225L83 226H81L80 225V223L81 222H83L84 224L87 222L86 220L87 219H89V218H91V220L93 219V220H95V218H96V216L98 215V217H99V213L97 214V215H95V217H90L91 215H93L92 213H93V211H95L94 210V208L95 209H97V211H99V209L98 208H96V206L93 208V211H92V207L93 206H91L90 205V207H88V210H90L91 209V211H89L88 212V210H87V212L88 213H90L91 215H89V218H86V216H83L82 214H81V216H82V220H80L81 222H79V221H77V222H72V220H70V219H68V217H66L67 216V213L69 212V210H67V208H70V207H72V205H74L76 202H78L77 204L78 205H81L82 204V202L83 201H85L84 203H83V206L84 205H86L87 203L86 202H88V200L90 199V195L92 194H94V193H96L95 195H97L99 192H101L102 191V193H100V195H102V194H104V192H106L105 190H107V192H109V195L107 194V196H109V198H111V200L110 201H112L113 200V207L116 205V203H118L119 202V204H118V206L121 204V203H124L125 202V199L127 198L126 196H128V194H124L125 193V190L126 189H128V188H130V190H134V189H131V187H130V184L128 183V185H126L125 184V186H127V188L125 187V189H124V193L123 192H121L120 190H118V186H116L115 184H119L120 182H116V180L115 179H113V178H115L118 174V172H122L123 173V171L124 170H127L128 172H129V170L128 169H131V170H133V168H136V170L137 171H135V170H133V171H135V172H137V173H135V174H138L137 175V178H135V177H133L134 178V181L136 180V179H138V180H140L139 179V177L141 176V180H142V182H143V184H142V188L139 190V188L137 187L136 188V186H135V188H136V190L137 191H142L143 193L144 192H146L147 190V194H152L151 192H154V193H156V190H158V191H160L161 189V191H164L165 192V194H170V192H171V189H173L174 190V192H175V189L174 188H176V187H173V186H171V185H169L168 183L170 182V183H174L171 179H170V177H172L171 176V173H174L177 169H179L180 168V166H182L183 165V163H182V161H181V156H182V154H180V153H177L178 152V150L173 146V141L174 140H178L179 139V137H183V139H186V138H188V137H190L191 135H192V131H193V129H195V125H194V123L191 121L192 120V115H194V111L195 110H202L201 108H199L198 106L199 105H197V102H199L198 101V99L196 98V99H194V97H193V93H194V90H193V88H194V86L193 85H191V82L189 81V78L186 76V75H181L180 76V82L178 83L177 81H174V83H173V89L175 90H173V91H171V92H167L168 91V89H166L165 91L164 90H162V89H160V88H157L156 86H155V83H153L154 85H152V81H150L151 79V74H148L147 73V70H148V68L149 67H151V65L153 64V63H155L156 61H159V60H166L167 59V57L169 56V59H170V55H172V60H174L175 59V61H177V60H179V62L182 60V59H184V49H182V48H185V44H187V43H200V44H202L203 42H205L207 39H208V37H209V27H211L210 25H211V22L217 17V16H219V14H220V8H221V5H220V3H218L216 0H193V3H194V11H192V7H191V11H189V12H187L186 10V7H190V5H189V1L188 2H186L187 0H183V1H181V3L183 2L184 4H182L183 5V7L181 6V4H180V6L182 7V8H180L179 7V4H177L178 3V1L179 0H142V1H140V2ZM57 2V3H56ZM83 2H85L86 3V1H83ZM116 2V1H115ZM110 3V2H109ZM108 3V4H109ZM121 3V2H120ZM119 3V4H120ZM127 3V2H126ZM180 3V2H179ZM77 4V3H76ZM93 4V3H92ZM95 4V3H94ZM105 4V3H104ZM71 5V4H70ZM69 5V6H70ZM123 5H125L124 3H121V6H123ZM24 6H25V4H24ZM52 6V7H53ZM60 6H61V8H60ZM89 6H90V4H89ZM104 6H106V5H104ZM118 6H120V5H118ZM118 6H117V8H118ZM238 6V5H237ZM237 6H236V8H237ZM92 6H90V8H91ZM113 7V6H112ZM222 7H224L223 5H222ZM2 8V7H1ZM82 8V7H81ZM124 8H126V9H124ZM183 8H185L184 10H183ZM83 9H85L84 7H83ZM181 9V10H180ZM253 9V8H252ZM251 9V10H252ZM255 10H254V12H256L257 11V16H258V19H257V21H263L264 22V5H257V7L256 8H254ZM1 10V9H0ZM119 10V9H118ZM183 10V11H182ZM91 11V10H90ZM96 11V10H95ZM98 11V10H97ZM164 11H166V12H164ZM167 11H168V13H169V11H170V16L171 17H169L168 19H165V20H163V18L162 17H164L166 14H167ZM186 11V12H185ZM2 11H0V13H1ZM5 13H6V10L4 11ZM9 12V11H8ZM22 12V11H21ZM21 12H20V14H21ZM24 12L25 11H23L22 12V14H24ZM40 12V11H39ZM47 12V11H46ZM49 12V11H48ZM101 12V11H100ZM162 12H164V13H166L165 15H164V13L162 14ZM184 12V13H183ZM43 14H44V12H42ZM93 13V12H92ZM97 13V14H96ZM3 14L4 13H2V14H0V19L2 18L1 16H3ZM10 14V13H9ZM14 14V13H13ZM17 14H19V13H17ZM25 14H26V12H25ZM39 14V13H38ZM51 14H52V12H51ZM66 14H68V15H66ZM73 14V13H72ZM77 14V13H76ZM75 14V15H76ZM94 14H96V16L97 15H100L98 12H95ZM103 14V15H102ZM168 14V15H169ZM253 14V13H252ZM5 15V14H4ZM15 15H16V13H15ZM28 15V14H27ZM40 15V14H39ZM53 15V14H52ZM93 15V14H92ZM164 15V16H163ZM167 15V16H168ZM230 14H227V15H223V13H222V15L221 16H223V17H225L224 19H225V21H226V25H224V27H251V24H250V21H245V22H239V21H237L236 19H235V17L233 18V16H231V17H228ZM239 15V14H238ZM248 15V14H247ZM9 16V15H8ZM18 16V19H19V15H17ZM25 17H28V16H26V15H24ZM48 16V15H47ZM81 17L83 16V15H80ZM80 16H79V18H80ZM87 16V15H86ZM91 16V15H90ZM94 16V15H93ZM92 16V19L94 18ZM241 16V15H240ZM249 16V15H248ZM7 17V16H6ZM24 17V18H25ZM32 16L30 15V18H31ZM44 17V16H43ZM69 17H71V14H70V16ZM69 17H68V19H69ZM23 18V17H22ZM64 18V19H63ZM72 18V17H71ZM74 18V17H73ZM77 18V17H76ZM98 18V17H97ZM96 18V19H97ZM100 18H98V21H99V19ZM242 18V17H241ZM2 19H4V17L2 18ZM43 19V18H42ZM95 19V18H94ZM101 19H103V18H101ZM169 19H171V20H169ZM240 19V18H239ZM6 20H7V22H9L8 21V18H6ZM20 20H21V18H20ZM25 20V19H24ZM77 20V19H76ZM79 20H81V19H79ZM86 20V19H85ZM87 20H89L88 18H87ZM91 20V19H90ZM254 20V19H253ZM252 20V21H253ZM70 21V20H69ZM74 21H75V19H74ZM78 21V20H77ZM94 21V20H93ZM93 21H91V22H93ZM107 21V20H106ZM169 22L170 23V21H171V23H172V25H173V27H183L181 30H180V28H179V30L178 29H176L175 31H173V30H170V31H168V30H166V28L167 27H171L170 25L168 26L167 25V23L166 22ZM240 21H242V20H240ZM254 21H256V19L254 20ZM2 23H3V21H1ZM23 22V21H22ZM73 22V21H72ZM78 22H81V21H78ZM89 22V21H88ZM90 22V23H91ZM164 22V23H163ZM65 23H66V21H65ZM71 23V22H70ZM81 23H83V22H81ZM81 23H80V25H81ZM86 23V22H85ZM101 23V22H100ZM112 23V22H111ZM118 23V24H117ZM246 23V24H245ZM5 24H6V22H5ZM9 24V23H8ZM43 24V23H42ZM50 24H51V22H50ZM49 24V25H50ZM76 24V23H75ZM97 24V23H96ZM104 24V23H103ZM105 24H107V22L105 23ZM109 24V23H108ZM263 24V23H262ZM0 25H3V24H0ZM20 25V24H19ZM48 25V26H49ZM70 25V24H69ZM77 25V24H76ZM79 25V24H78ZM77 25V26H78ZM92 25V24H91ZM111 25H113V23L111 24ZM115 25V26H116ZM229 25V26H228ZM255 25V24H254ZM264 25V24H263ZM32 26H33V23H32ZM82 26H84V25H82ZM88 26V25H87ZM107 26V25H106ZM114 25H113V27H115ZM1 27V26H0ZM36 27V26H35ZM63 27L62 28H58V29H55V31H57L58 33L56 34V32H55V34L57 35V37H56V35H54V38L55 39H58L59 40V38H61V36L63 37L64 35H62L63 33H64V30H66V29H64L63 30ZM71 27V26H70ZM85 27V26H84ZM144 27V28H143ZM2 28H7V27H4V26H2ZM9 28V27H8ZM18 28H20V27H18ZM83 28V27H82ZM90 28H92V27H90ZM93 28H94V26H93ZM108 28V27H107ZM146 28V29H145ZM4 29V30H5ZM14 29V28H13ZM17 29V28H16ZM22 29V30H21ZM21 29H20V33H19V35L21 36V38H24L23 37V35H24V31H23V25L21 24ZM63 31H62V30ZM113 29V28H112ZM145 29V34L148 36V38H146L147 40H143V36L142 35H144V33H143V30ZM165 29V30H164ZM216 29H218V30H216ZM2 30V29H1ZM10 30V29H9ZM19 30V29H18ZM17 30V31H18ZM33 30V29H32ZM40 30V29H39ZM43 30V29H42ZM42 30H41V34L38 32V30L36 29V32H35V30L33 31V33H31V32H29V37H30V33H31V36H32V40H31V42L33 43V41H34V43L36 42H38L40 39L39 38H37L38 39V41H37V39L35 38V37H37V36H40V35H46L45 33H46V31H45V33H44V31H43V33H42ZM46 30H48V29H46ZM49 30H50V28H49ZM62 31V32H59V31ZM88 30V29H87ZM119 30H120V28H119ZM118 30V31H119ZM178 30V31H177ZM211 30V29H210ZM219 28L218 27H215V29H214V31L216 32V33H219ZM6 31H8L7 29H6ZM22 31V32H21ZM28 31V30H27ZM85 31V30H84ZM117 31V32H118ZM212 31V30H211ZM5 31H3L2 30V32H0V34L1 35H3L2 33H4ZM19 32V31H18ZM36 33V36L34 35L35 33ZM37 32H38V34H37ZM50 32H52L51 30H50ZM89 32H91V31H89ZM179 32V33H178ZM77 33V32H76ZM76 33H74L75 35L74 36H76L77 34ZM85 33H86V31H85ZM88 33V32H87ZM250 33H251V31H250ZM254 33V32H253ZM33 34V35H32ZM65 34V33H64ZM82 34V33H81ZM92 34L93 35H95L94 34V31L92 32ZM0 35V36H1ZM52 35V34H51ZM59 35V36H58ZM66 35V34H65ZM79 35V34H78ZM84 35V34H83ZM90 35V34H89ZM212 35V34H211ZM254 35V34H253ZM33 36H35L34 37V40H33ZM47 36V35H46ZM110 36H112V35H110ZM113 36L114 37H118L117 36V34L115 35V33L113 34ZM112 36V37H113ZM145 36V35H144ZM245 36V35H244ZM83 37V36H82ZM92 37V36H91ZM98 37V36H97ZM243 37V36H242ZM1 38V37H0ZM6 38V37H5ZM40 38H42V37H40ZM49 38V37H48ZM54 38H52V39H54ZM94 38V37H93ZM100 38V37H99ZM102 38H104V37H102ZM2 39V38H1ZM29 39V38H28ZM65 39V38H64ZM80 39V38H79ZM83 39V38H82ZM81 39V40H82ZM90 39V38H89ZM95 39V38H94ZM93 39V40H94ZM107 39V38H106ZM145 39V38H144ZM251 39V38H250ZM21 40V39H20ZM87 40V39H86ZM97 40V39H96ZM99 40V39H98ZM102 40V39H101ZM100 40V41H101ZM105 40V39H104ZM114 40V39H113ZM1 41V40H0ZM40 41H42V39L40 40ZM111 41H112V38H111ZM259 41V40H258ZM262 41H263V39H262ZM62 42V41H61ZM84 43L86 42L85 40L83 41ZM88 42V41H87ZM94 42V41H93ZM113 42V41H112ZM115 42V41H114ZM208 42V41H207ZM25 43V42H24ZM109 43V42H108ZM41 44V43H40ZM56 44V43H55ZM83 44V43H82ZM88 44V43H87ZM52 45V44H51ZM88 45H90V44H88ZM116 45V44H115ZM22 46H25V45H22ZM36 46V45H35ZM41 46V45H40ZM47 46H50V45H48L47 44ZM83 47H85V44L84 45H82ZM201 46V45H200ZM38 47V46H37ZM53 47H55V46H53ZM79 46H77V48H78ZM82 47V48H83ZM92 47V46H91ZM93 47H95V46H93ZM92 47V48H93ZM97 47V46H96ZM189 47V46H188ZM202 47V46H201ZM33 48V47H32ZM74 48H75V46H74ZM77 48H75V49H77ZM85 48V49H86ZM102 48V47H101ZM119 48V50L117 51V49ZM28 49V48H27ZM38 49V48H37ZM49 49H50V47H49ZM85 49H83L84 50V52H85ZM1 50V49H0ZM19 50H20V48H19ZM23 50H24V47H23ZM48 50V49H47ZM83 50H81V51H83ZM100 50V49H99ZM196 50L197 51H199V53H201L200 52V48H199V50L196 48ZM8 51V50H7ZM7 51L4 53L3 52V55L2 54H0V75H1V73H2V75H4L5 76V74H6V76L7 75H10L8 72H12L11 71V61L9 60V59H11L14 55H11L12 57H10V55L9 56H7ZM25 51V50H24ZM24 51H21L20 50V52H21V54H22V52H24ZM32 51V50H31ZM36 51V50H35ZM45 51H46V49H45ZM49 51V50H48ZM61 51V50H60ZM71 51V50H70ZM69 51V52H70ZM1 52V51H0ZM9 53H10V51H8ZM19 52V51H18ZM33 52H34V50H33ZM42 52V51H41ZM44 52V51H43ZM68 52V51H67ZM66 52V53H67ZM68 52V53H69ZM74 53H78V52H75V51H73ZM72 52V54H71V56L72 55H74V53ZM222 52V51H221ZM232 52H233V50H232ZM235 52H236V50H235ZM28 53L30 54V51H28ZM32 53V52H31ZM39 53V52H38ZM38 53H37V55H38ZM63 56H64V54L62 53V51L60 52ZM65 53V56L67 55ZM71 53V52H70ZM86 53V54H87ZM108 53V52H107ZM110 53V52H109ZM11 54V53H10ZM12 54H13V52H12ZM25 54H27V51H26V53ZM24 53L21 55L22 56V59L21 58H17L18 60H19V63H20V65H19V63H18V65L19 66H21L22 65V63L24 64V59H23V55H25ZM35 54V53H34ZM85 54V53H84ZM102 54V53H101ZM110 54H112L113 55V53H110ZM110 54H108V56H110ZM235 54V53H234ZM4 55H6L8 58V60L10 61V63H9V61H7V60H5V58H6V56H4ZM32 55V54H31ZM36 55V54H35ZM69 55V54H68ZM76 55V54H75ZM74 55V57L72 58V60H74V58L76 57ZM81 55V54H80ZM80 55H77V56H80ZM105 55V54H104ZM107 55V54H106ZM203 55V54H202ZM18 56V55H17ZM32 56H34V55H32ZM41 56V55H40ZM198 56H200V55H198ZM15 57V56H14ZM14 57H13V59H14ZM19 57H20V54H19ZM24 57H26V55L24 56ZM70 57V56H69ZM81 58H83L82 56H80ZM220 57H222L221 58V60H220V63H222V65L223 66H227L228 68H230V69H232L233 70V72H234V70H236V68H238V67H240V65L241 64H243V62L242 61H240V59H237V61H236V59H233L232 57H230L229 56V54H226V51H224V52H222V53H220V55H219V58ZM51 58V57H50ZM49 58V59H50ZM71 58V57H70ZM77 58V57H76ZM75 58V59H76ZM79 58V57H78ZM80 58V59H81ZM102 58V59H101ZM204 58H205V56H202V58H201V60L203 61L204 60ZM47 59H48V57H47ZM105 59V58H104ZM198 59H199V57H198ZM213 59H215V58H213ZM23 60V61H22ZM54 60V59H53ZM83 60V59H82ZM109 60V59H108ZM112 60V59H111ZM114 60V59H113ZM21 61V62H20ZM95 61L96 62V64L100 61L101 62V64H98L97 65V67H95L94 66V64H95V62L93 63V62ZM170 61V60H169ZM246 61V60H245ZM8 62V63H7ZM53 62V61H52ZM68 62H69V60H68ZM74 62V61H73ZM80 62V61H79ZM90 62H92V64L90 63ZM99 62V63H100ZM111 62H113V61H111ZM160 62V64L159 63H156V65H158L159 64V66L162 64V63H164V62H162V61H159ZM162 62V63H161ZM168 62V61H167ZM167 62H166V64H167ZM173 62V61H172ZM26 63V62H25ZM71 63V62H70ZM170 63V62H169ZM173 63H175V62H173ZM173 63H172V66H173ZM247 63V62H246ZM10 65V67H9V65ZM77 64V63H76ZM91 64V65H90ZM95 64V65H96ZM171 64V63H170ZM210 64H214L213 62H211L210 61ZM28 65V64H27ZM31 65H32V63H31ZM75 64H73V66H74ZM93 65V66H92ZM101 65V66H100ZM155 65V66H156ZM163 65V64H162ZM164 65H165V63H164ZM222 65H220L219 67H218V70L219 71H221V66ZM33 66V65H32ZM71 66V65H70ZM70 66H69V68H70ZM83 66V65H82ZM153 66V65H152ZM165 66H167V65H165ZM165 66H161V68L162 67H164V68H168V67H165ZM8 67H9V70H8ZM75 67V66H74ZM175 67V66H174ZM242 67H245V66H243L242 65ZM250 67V66H249ZM248 67V68H249ZM16 68H17V70L19 69V67L16 65ZM22 68H24V67H20V69L22 70ZM26 68V67H25ZM24 68V69H25ZM42 68V67H41ZM41 68H39V69H41ZM113 68V69H112ZM151 68H154V67H151ZM250 68H252V67H250ZM38 69V68H37ZM53 69V68H52ZM99 69H100V71H99ZM171 69V68H170ZM32 70V69H31ZM76 70V69H75ZM74 70V71H75ZM113 70V71H112ZM246 70V69H245ZM249 70V69H248ZM14 71V70H13ZM39 71V70H38ZM42 71V70H41ZM52 71V70H51ZM70 71V70H69ZM83 71V70H82ZM84 71V72H85ZM151 71H152V69H151ZM150 71V72H151ZM247 71V70H246ZM252 71V70H251ZM250 71V72H251ZM17 72V71H16ZM35 72V71H34ZM77 72V71H76ZM149 72V71H148ZM12 73H14V72H12ZM20 73V72H19ZM25 73H26V71H25ZM30 73H31V71H30ZM53 73V72H52ZM74 73V72H73ZM73 73H71L73 76H74V74ZM80 73V72H79ZM15 74V73H14ZM84 74V73H83ZM86 74V73H85ZM148 74V75H147ZM1 75V76H2ZM23 75V74H22ZM33 75V74H32ZM72 75H70V76H72ZM77 75H79L78 73H77ZM82 75V74H81ZM80 75V76H81ZM50 76V75H49ZM72 76V77H73ZM79 76V77H80ZM148 76H150V77H148ZM217 76H219V75H217ZM34 77V76H33ZM51 77V76H50ZM78 77V76H77ZM82 77V76H81ZM84 77V76H83ZM104 77H106V78H104ZM1 78V77H0ZM35 78V77H34ZM47 78H49V77H47ZM30 79V78H29ZM150 79V80H149ZM34 80V79H33ZM37 80V79H36ZM39 80H40V78H39ZM46 80V79H45ZM23 81V80H22ZM21 81V82H22ZM2 82V81H1ZM26 82V81H25ZM39 82V81H38ZM157 82H159L158 84L160 85V84H162L163 82L161 81V80H159V81H157ZM156 82V83H157ZM27 83V82H26ZM37 83V82H36ZM40 83H41V81H40ZM105 83V84H106ZM30 84V83H29ZM32 84H33V81H32ZM74 85V83H70L69 85ZM75 84H76V81H75ZM79 84H80V82H79ZM100 84V85H99ZM26 85V84H25ZM40 85H43V84H40ZM81 85V84H80ZM80 85H78V86H80ZM157 85V84H156ZM0 86H2L1 84H0ZM11 86V85H10ZM18 86V85H17ZM77 86V85H76ZM104 86H106V85H104ZM155 86V87H154ZM25 86L23 85L22 86V88H24ZM37 87V86H36ZM2 88H4V87H2ZM12 88V87H11ZM15 88H17V87H15ZM21 88V87H20ZM25 88H28V87H25ZM34 88V87H33ZM82 88V87H81ZM105 88V87H104ZM109 90H108V89ZM30 89V88H29ZM28 89V90H29ZM38 89V88H37ZM43 89V88H42ZM5 90V89H4ZM7 90H8V88H7ZM23 89H21V91H22ZM25 90V89H24ZM24 90H23V92H24ZM28 90H26V92H24V93H26L27 94V91ZM35 90V89H34ZM80 90V89H79ZM111 90V91H110ZM1 91H2V89H1ZM30 91L31 90H29V92L28 93H30ZM110 91V92H109ZM9 92V91H8ZM11 92H13L12 90H11ZM32 92V91H31ZM39 92V91H38ZM46 92V91H45ZM148 92H149V94H148ZM10 93V92H9ZM40 93H41V91H40ZM148 94V95H146V98L148 97V102H146L147 100H142L141 99V101H138V97H140L142 94ZM164 93H168V94H171V96L170 97H166L165 95H164ZM14 94V93H13ZM177 94H179L180 96H178ZM193 94V95H192ZM197 94L198 95H200V92L198 91L197 92ZM3 95V94H2ZM9 95V94H8ZM11 95V94H10ZM20 95H21V93H20ZM32 95H33V92H32ZM5 96V95H4ZM36 96V95H35ZM39 96H40V94H39ZM175 96H178L177 98L175 97ZM8 97V96H7ZM3 99H5V98H3ZM34 99V98H33ZM36 99V98H35ZM42 99V98H41ZM14 100V99H13ZM17 100H18V98H17ZM30 100V99H29ZM12 102V101H11ZM15 102V101H14ZM31 102V101H30ZM35 102H37V101H35ZM43 101H41V103H42ZM136 102H139L138 104H137V106L138 107H136V108H138V109H140V110H138V112L137 111H134V110H131L130 108H132V106L134 105H136ZM175 102H177V103H181L182 104V106H183V104L185 105V106H187V108L186 107H179V106H176V107H171V106H169L167 103H175ZM7 103V102H6ZM5 103V104H6ZM21 103V102H20ZM23 103H24V101H23ZM26 103H27V101H26ZM146 103H149V105H146ZM25 104V103H24ZM35 104V103H34ZM37 104V103H36ZM16 105V104H15ZM21 105H23V104H20V106ZM27 105V104H26ZM40 105V104H39ZM38 104H37V106H39ZM86 105V106H87ZM195 105H197V107L195 106ZM2 106H3V104H2ZM17 106V105H16ZM19 106V107H20ZM35 106V105H34ZM91 106H94V107H91ZM102 106H100V108L102 107ZM109 106V107H108ZM18 107V106H17ZM18 107V108H19ZM29 107V106H28ZM40 107H41V105H40ZM13 108V107H12ZM35 108H37L36 106H35ZM44 108V107H43ZM57 108V107H56ZM87 108V107H86ZM103 108V107H102ZM105 108V107H104ZM103 108V109H104ZM107 108H105L104 110H106ZM103 109H101V110H103ZM210 109V108H209ZM219 109V108H218ZM220 109H222V108H220ZM225 109V108H224ZM13 110V109H12ZM18 110H21V109H18ZM25 110V109H24ZM89 109H87V111H88ZM111 110H113V111H115V109H111ZM187 110H188V112H187ZM212 110V109H211ZM260 110H262V109H260ZM259 110V111H260ZM31 111V110H30ZM90 112H86V117H85V123H84V126H85V130H81L80 129V131L81 132H86V133H88L89 134V136H87V134L85 135L86 136V138L87 137H89L88 139V141H87V139L85 138V136H84V134H85V132L84 133H81L80 131V135L81 134H83V136H80V137H84L85 139H86V141H87V144L88 145H91V146H89V148H91L92 147V151H94V150H96L97 148H98V146L97 145H99L98 143H101L100 141V138H99V134H101L102 133V131H100V129L98 128V126H97V121H98V117H97V115H95L94 114V112L92 113L91 112V109L89 110ZM100 111V110H99ZM110 111V110H109ZM124 111H126V113H125V115H124ZM213 111V110H212ZM42 112V111H41ZM202 112V111H201ZM206 112V111H205ZM211 112V111H210ZM40 113V112H39ZM44 113V112H43ZM102 113H104V111L102 112ZM101 113V114H102ZM110 113H111V111H110ZM116 112H112V114H111V116L113 115V114H115ZM119 113V111L117 112V114ZM154 113H157V115L159 116V122L157 121L156 122V120H155V122L154 123H152V124H150V126H147L148 128L150 127V128H155V129H158V130H156V132L154 131V133L153 134H145V133H148V132H145V131H147V130H144L143 128H144V125L146 124V122L149 124L150 122H148L147 120H145V119H147V118H149V117H151L152 116V114H154ZM198 113V112H197ZM196 113V114H197ZM204 113V112H203ZM14 114H16V113H14ZM20 114V113H19ZM40 114H42V113H40ZM56 114V113H55ZM58 114H60V113H58ZM57 114V115H58ZM101 114H100V116H101ZM106 114H109L108 112H106ZM116 114V116L118 117V115ZM199 114H201V113H198V115ZM205 114H207V113H205ZM205 114L203 115V117L205 116ZM214 114V116H216V114L215 113H213ZM221 114V113H220ZM240 114V113H239ZM21 115V114H20ZM110 115V114H109ZM197 115V117H199ZM202 115V114H201ZM212 115V114H211ZM241 115V114H240ZM255 115H257V114H255ZM41 116V115H40ZM55 116V115H54ZM103 116V115H102ZM124 116H126V117H124ZM236 116H238V115H236ZM235 116V117H236ZM19 117V116H18ZM42 117V116H41ZM105 117H107V116H105ZM104 117V118H105ZM110 117V116H109ZM108 117V118H109ZM115 117V116H114ZM206 117V116H205ZM208 117V116H207ZM212 117H213V115H212ZM258 117V116H257ZM256 117V118H257ZM103 118V119H104ZM110 118H112V117H110ZM116 118V117H115ZM122 118V119H123ZM201 118V117H200ZM199 118V119H200ZM246 118H248V117H246ZM101 119V118H100ZM107 119V118H106ZM114 119V118H113ZM152 119V118H151ZM198 119V121H200ZM210 119H211V117H210ZM209 119V120H210ZM213 119V118H212ZM234 119H236V118H234ZM233 119V120H234ZM58 120V119H57ZM149 120H150V118H149ZM203 120V119H202ZM201 120V121H202ZM214 120V119H213ZM218 120V119H217ZM17 121H18V119H17ZM37 121V120H36ZM39 121V120H38ZM42 121H43V119H42ZM144 121H146V122H144ZM151 121V120H150ZM242 121V120H241ZM240 121V122H241ZM249 121V120H248ZM60 122V121H59ZM197 122V121H196ZM212 122V121H211ZM239 121H238V123H240ZM254 122V121H253ZM263 122V121H262ZM40 123V122H39ZM43 123V122H42ZM61 123V122H60ZM210 123V122H209ZM20 124V123H19ZM49 124H50V121H49ZM59 124V123H58ZM121 124V123H120ZM211 124V123H210ZM215 124V123H214ZM237 124V123H236ZM51 125V124H50ZM49 125V126H50ZM118 125H119V123H118ZM216 125V124H215ZM246 125V124H245ZM248 125H250V124H248ZM35 126H37L36 124H35ZM40 126V125H39ZM39 126H38V133H40V132H42V131H40L39 130ZM113 126V125H112ZM114 126H115V124H114ZM146 126V125H145ZM199 126V125H198ZM213 123L211 124V129H213V130H215L214 128H213ZM2 127V126H1ZM41 127V126H40ZM58 127H59V125H58ZM120 127V126H119ZM207 127H209V126H207ZM19 128H21V127H19ZM42 128V127H41ZM57 128V127H56ZM63 128V127H62ZM112 128V127H111ZM149 128V129H150ZM231 128H232V126H231ZM234 128V127H233ZM232 128V129H233ZM237 128H239V126L237 127ZM237 128H235V129H237ZM244 128V127H243ZM262 128V127H261ZM36 129V128H35ZM61 129V128H60ZM64 129V128H63ZM121 129V128H120ZM148 129V130H149ZM206 129V128H205ZM205 129H204V131H205ZM50 130V129H49ZM51 130H53V129H51ZM62 130V129H61ZM60 130V131H61ZM113 130V129H112ZM209 130V129H208ZM219 130V129H218ZM241 130V129H240ZM244 130V129H243ZM242 130V131H243ZM40 131V132H39ZM48 131V130H47ZM106 131V130H105ZM105 131H103L104 133H106ZM121 131H122V129H121ZM121 131L119 130V133H120V137L119 138H121ZM207 131V130H206ZM220 131H221V129H220ZM228 131H229V128H228ZM231 131V130H230ZM238 131V130H237ZM245 131V130H244ZM263 131V130H262ZM0 132H1V134L3 135L4 133H2L3 131L1 130V128H0ZM36 132V131H35ZM53 132V131H52ZM51 132V133H52ZM108 132V131H107ZM118 132V131H117ZM208 132V131H207ZM211 132V131H210ZM210 132H209V135H210ZM233 132V131H232ZM250 132H251V130H250ZM43 133V132H42ZM41 133V134H42ZM44 133H45V131H44ZM44 133L42 134V136L44 135ZM56 133V132H55ZM111 132H109V134H110ZM115 132H113L112 131V133L110 134L112 137H114V134ZM217 133H218V131H217ZM240 133V132H239ZM242 133H245V132H242ZM252 133V132H251ZM11 134V133H10ZM54 134V133H53ZM53 134H51V135H53ZM103 134V133H102ZM101 134V135H102ZM109 134H106V136H108ZM214 133H212V135H213ZM215 134H216V131H215ZM219 134V133H218ZM217 134V135H218ZM230 134V132L229 133H227L226 135H229ZM104 135V134H103ZM220 135V134H219ZM231 135V134H230ZM239 135V134H238ZM243 135H245V134H243ZM9 136V135H8ZM11 136V135H10ZM9 136V137H10ZM40 136V135H39ZM47 136H50V134H48ZM46 136V137H47ZM105 136V135H104ZM111 136H109V137H107L108 139L109 138H112ZM200 136H202V134L200 135ZM242 136V135H241ZM241 136H239V137H241ZM260 136H263V135H260ZM2 137V136H1ZM8 137V138H9ZM16 137V136H15ZM53 137V136H52ZM55 137V136H54ZM60 137H61V135H60ZM62 137H64V136H62ZM79 137V138H80ZM99 139H98V138ZM115 137H116V135H115ZM215 137H218V136H216L215 135ZM228 137V136H227ZM251 137V136H250ZM249 137V138H250ZM257 137V136H256ZM14 138V137H13ZM40 138H41V136H40ZM50 138H51V136H50ZM82 138H80V139H82ZM103 138V137H102ZM101 138V139H102ZM118 138V137H117ZM253 138V137H252ZM7 139V138H6ZM15 139V138H14ZM17 139V138H16ZM36 139V138H35ZM43 139V138H42ZM46 139V138H45ZM55 139V138H54ZM64 139V138H63ZM84 139V140H85ZM104 139V138H103ZM236 139V138H235ZM240 139H242V138H240ZM5 140V139H4ZM9 140H11V138H9ZM8 140V142L10 143V141ZM13 140V139H12ZM40 140V139H39ZM52 140V139H51ZM57 140V139H56ZM83 140V139H82ZM111 140V139H110ZM116 140V139H115ZM233 139H231V140H229V141H232ZM256 140V139H255ZM1 141V140H0ZM36 141H38V139L36 140ZM42 141H44V140H42ZM47 141H49V140H47L46 139V144H47ZM117 141V140H116ZM115 141V142H116ZM121 141V140H120ZM145 141H149V142H152V143H155V144H157L158 146L156 147V148H148V149H140V148H142V147H140V145L142 144V143H144ZM244 142H245V140H243ZM14 142V141H13ZM55 142V141H54ZM57 142V141H56ZM61 142V141H60ZM114 142V143H115ZM117 142H119V141H117ZM254 142V141H253ZM12 143V142H11ZM52 143V142H51ZM63 143V142H62ZM102 143H103V140H102ZM107 143H109L108 141H107ZM112 143V142H111ZM229 143V142H228ZM233 143V142H232ZM238 143V142H237ZM250 143V142H249ZM248 143V144H249ZM261 143V142H260ZM264 143V142H263ZM61 144V143H60ZM246 143H243V145H245ZM252 144V143H251ZM9 145V144H8ZM40 145V144H39ZM48 145V144H47ZM51 145V144H50ZM56 145V144H55ZM101 145V144H100ZM99 145V146H100ZM109 145V144H108ZM113 145V144H112ZM230 145V144H229ZM229 145H227V147L229 146ZM250 145V144H249ZM22 146V145H21ZM61 146V145H60ZM59 146V147H60ZM105 146H107L106 144H105ZM110 146V145H109ZM118 146H120L121 147V144H119ZM246 146H248V145H246ZM256 146V145H255ZM2 147V146H1ZM8 147V146H7ZM6 147V148H7ZM10 147V146H9ZM34 147V146H33ZM37 147V146H36ZM40 147V146H39ZM42 147V146H41ZM44 147V146H43ZM45 147H46V145H45ZM51 147H52V145H51ZM51 147L49 148V147H47L48 149H50L49 151H51V150H53V148L51 149ZM57 147V146H56ZM140 147V148H139ZM236 147V146H235ZM260 147H261V145H260ZM6 148H5V150H6ZM55 148V147H54ZM89 148H87L86 149V151H87V153H88V151H89ZM96 148V149H95ZM102 148V147H101ZM109 148V147H108ZM112 148V147H111ZM243 148H245V147H243ZM247 148H249V146L247 147ZM264 148V147H263ZM3 149V148H2ZM9 149V148H8ZM36 149V148H35ZM34 149V150H35ZM44 149V148H43ZM43 149H41V150H43ZM46 149V148H45ZM115 149V148H114ZM229 149V148H228ZM251 149V148H250ZM256 149H257V147H256ZM255 149V150H256ZM258 149H260V148H258ZM9 150H11V149H9ZM40 149H38V151H39ZM40 150V152L42 153V151ZM55 150V149H54ZM58 150V149H57ZM238 150H240L239 148H238ZM2 151V150H1ZM4 151V150H3ZM33 151V150H32ZM37 151V150H36ZM44 151V150H43ZM46 151H47V149H46ZM91 151V152H92ZM98 151V150H97ZM126 151H127V153H126ZM145 151H149L148 153H143V152H145ZM231 151V150H230ZM229 151V152H230ZM249 151V150H248ZM248 151H246V153H248ZM251 151H253L252 149H251ZM262 151V150H261ZM19 152V151H18ZM24 152H25V150H24ZM23 152V153H24ZM35 152V151H34ZM48 152V151H47ZM54 152V151H53ZM123 152H125L124 154H125V156H124V154H122L121 155V153H123ZM200 152V151H199ZM240 152H241V150H240ZM239 152V153H240ZM244 152V151H243ZM256 152L257 153H259L258 152V150H256ZM6 153V152H5ZM15 153H16V151H15ZM31 153V152H30ZM29 153V154H30ZM57 153V152H56ZM89 153H90V151H89ZM88 153V154H89ZM93 153H95V151L93 152ZM92 153V154H93ZM97 153V152H96ZM232 153V152H231ZM242 153V152H241ZM34 153L32 152V155H33ZM48 154V153H47ZM53 154V153H52ZM60 154V153H59ZM88 154H86L87 156H88ZM98 154H99V152H98ZM98 154H96V155H98ZM253 154V153H252ZM264 154V153H263ZM262 154V155H263ZM16 155V154H15ZM18 155H20L19 153H18ZM23 155V154H22ZM31 155V156H32ZM42 155H44V154H42ZM61 155V154H60ZM94 155V157L96 156L95 154H93ZM193 155V154H192ZM192 155H190L189 153H185L184 155H183V157L184 158H186V160H187V163H190V164H192V162H193V159L195 158V157H197V156H192ZM199 155H201V154H199ZM230 155V154H229ZM233 155V154H232ZM254 156H255V154H253ZM258 154H256V156H257ZM1 156V155H0ZM2 156H4V155H2ZM1 156V157H2ZM25 156H27L26 154H25ZM34 156V155H33ZM38 156V155H37ZM57 156H59L58 155V153H57ZM91 156V155H90ZM234 156V155H233ZM241 156H243V155H241ZM251 156V155H250ZM254 156H253V158H254ZM260 156H261V153H260ZM1 157H0V159H1ZM8 157V156H7ZM14 157V156H13ZM19 157V156H18ZM23 157V156H22ZM22 157H20V158H22ZM201 157V156H200ZM199 157V158H200ZM228 157V156H227ZM244 157V156H243ZM259 157V156H258ZM257 157V158H258ZM4 158H5V156H4ZM3 158V159H4ZM28 158H29V156H28ZM85 158H87V157H85ZM91 158V157H90ZM110 158V157H109ZM229 158H231V157H229ZM235 158V157H234ZM251 158H252V156H251ZM11 159H12V157H11ZM16 159V158H15ZM33 159H35V158H33ZM37 159V158H36ZM140 159H144L145 160V162L143 163V161H141V162H138L137 160H140ZM242 159H244V158H242ZM248 160H250L249 159V156H248V158H247ZM261 159H262V157H261ZM2 160V159H1ZM25 160V159H24ZM31 160H32V158H31ZM42 159H40V161H41ZM44 160V159H43ZM196 160V159H195ZM235 160H236V158H235ZM3 161V160H2ZM1 161V162H2ZM27 161V160H26ZM36 161V160H35ZM57 161V160H56ZM196 161H198V160H196ZM240 161L242 162V160L240 159ZM264 161V160H263ZM3 162H7V161H3ZM55 162V161H54ZM201 162V161H200ZM199 161L197 162V164L198 163H200ZM239 162V161H238ZM253 162H254V160H253ZM256 162H257V160H256ZM9 163H10V165L12 164V162L9 160ZM9 163H7V165L9 164ZM21 163V162H20ZM36 163V162H35ZM38 163V162H37ZM36 163V164H37ZM58 163V161L57 162H55V165H58L57 164ZM202 163V162H201ZM201 163L198 165V166H200L201 165ZM247 163H249V162H247ZM252 163V162H251ZM259 163H261V162H259ZM14 164H15V162H14ZM25 164H27V163H25ZM33 164H34V162H33ZM42 164H46V163H42ZM186 164V163H185ZM237 164H239V163H237ZM262 165H263V163H261ZM2 166H6V164H1ZM13 165V164H12ZM22 165H24V163H22ZM112 165V166H111ZM203 165V164H202ZM235 165V164H234ZM258 165V164H257ZM15 166H16V164H15ZM39 166V165H38ZM42 166V165H41ZM40 166V167H41ZM111 166V167H110ZM238 166H240V165H238ZM246 166H248V165H245V167ZM261 166V165H260ZM4 167H2L3 169H4ZM11 167V166H10ZM10 167H8V166H6V168H7V170H8V168L10 169ZM23 167V166H22ZM26 167H27V165H26ZM25 167V168H26ZM58 167H60L59 165H58ZM70 167H72V168H69V166H68V168L69 169H74V167H73V165H71ZM89 167V168H88ZM183 167H184V165H183ZM231 167H232V165H231ZM237 167V166H236ZM241 167V166H240ZM257 167V166H256ZM1 168V169H2ZM20 168V167H19ZM27 168H29V167H27ZM42 168V167H41ZM56 168V167H55ZM197 168H199V167H197ZM250 168V167H249ZM12 169L15 171L16 170V168L15 167H13L12 166ZM18 169V168H17ZM23 169V168H22ZM21 169V170H22ZM43 169V168H42ZM45 169V168H44ZM114 169V170H113ZM238 169H239V167H238ZM247 169H248V167H247ZM256 170H257V168H255ZM255 169H254V171H255ZM19 170V169H18ZM36 170H38L37 169V166H36ZM112 170V171H111ZM115 170H117V171H115ZM162 170L163 171H166V174H168V175H166V181H167V184L166 185H168V187H166L165 186V188L163 187V186H159V187H156L155 185H153V183H151V181H150V177H154L155 175H156V173H161L162 172ZM253 170V169H252ZM251 170V172H253ZM9 171V170H8ZM7 171V172H8ZM11 171V170H10ZM27 171V170H26ZM25 171V172H26ZM39 171H44L45 173H46V171L45 170H40V168H39ZM101 173H100V172ZM108 171V172H107ZM109 171H111V172H109ZM113 171H114V175H115V177H113V178H110L111 180H113V181H111L109 178H108V173L109 174H111V173H113ZM126 171V172H127ZM245 171V170H244ZM28 172V171H27ZM106 172V173H105ZM125 172V173H126ZM237 172V171H236ZM257 172V171H256ZM2 173H5V172H3L2 171ZM14 173V172H13ZM12 173V175L14 176V174ZM19 173V172H18ZM22 173V172H21ZM28 173H30V172H28ZM27 173V174H28ZM33 173V172H32ZM96 173H99V174H96ZM122 173H120V174H122ZM133 172H132V174H134ZM188 173V172H187ZM241 173V172H240ZM240 173H239V176H240ZM9 174V173H8ZM24 174V173H23ZM48 174V173H47ZM117 174V175H116ZM129 174V173H128ZM165 174V173H164ZM244 174V173H243ZM2 175V174H1ZM7 175V174H6ZM17 175V174H16ZM20 175H22V174H20ZM29 175V174H28ZM27 175V176H28ZM36 174H33L32 176H34V177H37V176H35ZM95 175H98L97 177L95 176ZM249 175V174H248ZM253 175H254V173H253ZM256 175H258V174H255V177H256ZM8 176H10V175H8ZM12 176V177H13ZM23 176V175H22ZM26 176V175H25ZM26 176V177H27ZM30 176V175H29ZM28 176V177H29ZM46 176V175H45ZM119 176V175H118ZM123 176V175H122ZM131 176V175H130ZM133 176H135V175H133ZM250 176V175H249ZM260 178H262L263 176H262V174L261 175H258ZM11 176H10V178H12ZM15 177V176H14ZM13 177V178H14ZM38 177L39 178H41L39 175H38ZM47 177H48V175H47ZM99 177V178H98ZM110 177V176H109ZM129 177V176H128ZM216 177V176H215ZM241 177V176H240ZM245 177H246V175H245ZM253 177V176H252ZM255 177H254V179H255ZM3 178V177H2ZM12 178V179H13ZM25 178V177H24ZM132 178V177H131ZM130 178V179H131ZM133 178L131 179L132 181H133ZM246 178H248V177H246ZM250 179H251V177H249ZM0 179H1V177H0ZM7 179H9V177L7 178ZM11 179V180H12ZM32 179H33V177H32ZM38 179V178H37ZM43 179H46V178H43ZM127 179V178H126ZM220 179V178H219ZM243 179V178H242ZM6 180V179H5ZM11 180H6L9 184H11L10 183V181ZM25 180V179H24ZM29 180V179H28ZM27 180V181H28ZM30 180H31V178H30ZM34 180V179H33ZM36 180V179H35ZM34 180V181H35ZM38 180H40V179H38ZM94 180H98L95 184L93 183L94 182ZM115 180V181H114ZM117 180H118V178H117ZM121 180V179H120ZM216 180V179H215ZM257 179H255V181H256ZM258 180L260 181V179L258 178ZM262 180H264V179H262ZM0 181H2V182H4V180H0ZM14 181V180H13ZM22 181V180H21ZM32 181V180H31ZM30 181V182H31ZM43 181V180H42ZM111 181V182H110ZM119 181V180H118ZM130 181V180H129ZM133 181V182H134ZM247 181V180H246ZM249 181V180H248ZM254 181V182H255ZM33 182V181H32ZM41 182V181H40ZM113 182H116L114 185H113ZM213 182H215L216 183V181H214L213 180ZM262 182V181H261ZM264 182V181H263ZM23 183V182H22ZM33 183H35L36 184V182H33ZM49 183V182H48ZM112 185H111V184ZM140 183V182H139ZM138 183V184H139ZM250 183V182H249ZM252 183V182H251ZM3 184H5V183H3ZM41 184V183H40ZM123 184V183H122ZM132 184V183H131ZM134 184H136V183H134ZM152 186V187H150V185ZM211 184H213V183H210V185ZM217 184H219V183H216V185ZM254 184V183H253ZM258 184V183H257ZM0 185H1V183H0ZM8 185V184H7ZM34 185V184H33ZM39 185V184H38ZM121 185V184H120ZM149 186V187H146V186ZM9 186V185H8ZM34 186H36V185H34ZM40 186H42V184L40 185ZM40 186H38L39 188H40ZM99 186V187H98ZM132 186V188L134 187L133 185H131ZM140 186V185H139ZM170 186H171V188H170ZM249 186H251V184L249 185ZM257 186V185H256ZM256 186H253V187H255V189H257V193H258V188H260V186L258 187H256ZM5 187H7V186H5L4 185V188ZM37 187V186H36ZM44 187V186H43ZM118 187V188H117ZM163 187V188H162ZM173 187V188H172ZM214 187V186H213ZM220 187V186H219ZM248 187V186H247ZM253 187H251V190H252V188ZM3 188V187H2ZM1 188V189H2ZM8 188V187H7ZM31 188V187H30ZM29 188V189H30ZM124 188V187H123ZM188 189H190V190H188V192L187 193H185L184 191H187L186 190V187L184 188V187H180V188H176L177 190H176V192L178 193V191L180 190V189H185V190H182V192H181V190L179 191L180 193H182L181 195H179V196H181V198H180V200H182V202H181V204L180 203H177V204H175V205H179V206H177V207H179V208H181V209H177L176 207V210H171L170 209V207H169V205H171L170 204V202H169V200L166 198V200L169 202V205H168V203H167V205H168V207L166 206V208L164 209V208H162L161 206H163L162 204L160 205H158V203L157 204H155L156 202H157V199H158V201H160L161 199H160V197H161V194L159 195L158 194V192H157V194L160 196V197H155V198H157L156 200H155V203H153V204H150L149 205V203L150 202H148V200H150V199H152L153 200V198H148L147 199V202H148V206L150 207L151 205H152V210L153 211H157V214L159 215L158 216V218L159 217H162L161 215H163V214H165L166 213V216H167V218H165L164 216V221L166 222L165 224H164V221L162 222L163 223V225H164V228L162 229V233H163V235H162V233L160 232V224L158 223V221H160V218H159V220H158V218H157V223H156V227H155V225H154V230H152V232H154L153 234H152V236L150 235V233H149V237H151V239H155V237H153V236H156V238L158 237L159 238V235L161 234L162 236H163V238H165V239H167V243H166V245H167V250H168V252H167V255H168V257H166L167 259L169 258V256H171V260L170 259H168V261L165 263V264H170V263H174V262H176L177 263V261L175 260L174 262H173V257L175 258V256H176V254L179 252V251H177V250H179V249H182L183 248V250H180L181 252H179L177 255H179V254H181V257H178V260H179V263L180 264H192L191 262L194 260V261H196V262H194V263H198L197 261H200V262H202L200 259L202 258H199V260H198V257H196L197 255H195V254H199V255H201V256H205L204 258H206V260L208 259L209 261L211 260V262H212V264L214 263V264H264V211L262 212L261 211V209H260V206H261V208L263 207L261 204H263V200L264 199H262V202H260L259 204H258V202L260 201V199H259V201L257 202V200H255L254 202H257V206H259V211L258 212H255L254 214L252 213L251 215L250 214H248L250 211H248V213L246 212V214L244 215L245 216V221L247 222L245 225H246V228H244L245 227V225H243L242 226V224H241V226H242V228H243V230L244 231H241V230H239L240 231V233L242 232V237H241V239H242V241L240 240V242H237V241H235L234 240V242H233V239H235V237L233 238V236H232V238H231V240H232V242H233V244H232V249H231V246L229 247L227 244H229L230 242H228L227 243V240H228V230H229V228L228 227H219V228H211L210 226V224H212V223H207V224H209L210 226H209V228H208V225L206 224V223H204L205 225H202L203 224V222H205L206 220H205V218L208 220V215L211 217V214H213V213H209V210H211V207H212V205L215 203L216 204V202H214L213 201V192H212V189H210V188H208V187H193L192 189H191V187H187ZM216 188V187H215ZM261 188H262V186H261ZM38 189V188H37ZM42 189V188H41ZM75 190H76V188H74ZM73 189V190H74ZM120 189V188H119ZM179 189V190H178ZM218 189H221V188H217V190ZM254 189V188H253ZM8 190H11V188L10 189H8ZM93 191L94 193H92L91 191ZM97 190V191H96ZM103 190H104V192H103ZM144 190H146V191H144ZM150 190V191H149ZM169 190V191H168ZM216 190V189H215ZM248 190H250V189H248ZM3 191V190H2ZM33 191V190H32ZM42 191H46V188H45V190H42ZM118 191V192H117ZM190 191V192H189ZM8 192V191H7ZM11 192H13V191H11ZM11 192L9 191V193H10V195H11ZM31 192V191H30ZM35 192H37V191H35ZM41 192V191H40ZM69 192V191H68ZM131 192V191H130ZM167 192V193H166ZM173 192V191H172ZM183 192H184V195H183ZM261 193H262V190L260 191ZM259 192V193H260ZM43 193V192H42ZM47 193V192H46ZM46 193H44V194H42V196L44 197V198H47V196H46ZM82 193V197H85L86 196V198H83V201L82 202H80L79 203V201H81V200H79L81 197L79 196L80 194ZM126 193H127V191H126ZM135 193V192H134ZM140 194H141V192H139ZM139 193H137L136 195H138ZM143 193H142V196H143ZM145 193V194H146ZM248 193L250 194V193H252V198H253V193H256L255 192V190L254 191H248ZM263 193H264V189H263ZM8 194V193H7ZM39 194V192L37 193V195ZM41 194V193H40ZM39 194V196H41ZM64 194V195H65ZM90 194V195H89ZM144 194V195H145ZM146 194V195H147ZM164 194V193H163ZM239 194H241V193H238V195ZM9 195V194H8ZM10 195H9V201L11 200L10 199ZM35 195V194H34ZM48 195V194H47ZM54 195V196H53ZM84 195V196H83ZM87 195H89V197L87 196ZM99 195V196H100ZM132 195H134V194H132ZM145 195V197L147 198V196ZM153 195V194H152ZM172 195V194H171ZM176 194H174V196H175ZM183 195V196H182ZM251 195V194H250ZM261 196H262V194H260ZM264 195V194H263ZM14 196H15V194H14ZM33 196V195H32ZM75 196V197H74ZM77 196H79V198H78V200H77ZM94 196V195H93ZM98 196V195H97ZM103 196V195H102ZM131 196V195H130ZM130 196H128V197H130ZM141 196V195H140ZM139 196V197H140ZM142 196L140 197V199H139V201H138V198H137V201L138 202H140V200H141V198H142ZM154 196H155V194H154ZM174 196H173V198H174ZM190 196H191V199H193L192 201H191V203L190 202H188L187 200L188 199H190ZM241 196H243L242 194H241ZM240 196V197H241ZM255 196V195H254ZM0 197H1V195H0ZM7 197V196H6ZM35 197H36V195H35ZM42 197V198H43ZM95 197V196H94ZM132 197V196H131ZM169 197H170V195H169ZM178 197V196H177ZM176 197V200L178 199ZM256 197H259L258 195L256 196ZM12 198H13V196H12ZM34 198V197H33ZM33 198H32V200H33ZM39 198V197H38ZM38 198L36 197V198H34V199H37L38 200ZM43 198V199H44ZM49 198V197H48ZM58 198V199H57ZM71 198H69V200L71 199ZM75 198H76V200H75ZM89 198V199H88ZM104 198L106 199V197H101V199H103L104 200ZM163 198H164V195H163ZM162 198V199H163ZM221 198H225V197H221ZM260 198V197H259ZM5 199V198H4ZM16 199V198H15ZM15 199H13V201H11V202H14L15 201ZM41 198H39V200H40ZM43 199H42V201H43ZM84 199H86V200H84ZM95 199H96V197H95ZM94 199V200H95ZM98 199H99V197H98ZM108 199V198H107ZM132 199V198H131ZM143 199V198H142ZM235 199H237V198H235ZM1 200V199H0ZM6 200V199H5ZM31 200V199H30ZM44 200H46V199H44ZM50 200H52V198L50 197ZM62 200H64V201H62ZM76 201V202H74V201ZM109 200V199H108ZM120 200V201H119ZM122 200L124 201V202H122ZM126 200H128V198L126 199ZM225 200V199H224ZM223 200V201H224ZM4 201V200H3ZM7 201V200H6ZM16 201H17V199H16ZM18 201H20V200H18ZM17 201V202H18ZM41 201V200H40ZM49 201V200H48ZM52 201V202H53ZM91 201V200H90ZM99 201H101V200H99ZM115 201V202H114ZM118 201V202H117ZM133 201V200H132ZM136 201V200H135ZM136 201V202H137ZM142 201V200H141ZM145 200H143V202H144ZM154 201V200H153ZM216 201H218V199L216 200ZM222 201V202H223ZM253 201V200H252ZM10 202V203H11ZM17 202H15V203H17ZM97 202V201H96ZM95 202V203H96ZM103 202V201H102ZM121 202V203H120ZM135 202V203H136ZM137 202V203H138ZM142 202V203H143ZM188 202V203H187ZM219 202H220V200H219ZM222 202H220V203H218L219 204V206L218 207H220L221 208V206L223 205V204H225V203H223V204H221ZM241 202H242V200H241ZM253 202V203H254ZM35 203V202H34ZM64 203V204H63ZM67 203V204H66ZM92 203H94V202H92ZM94 203V204H95ZM101 203V202H100ZM100 203H96V204H100ZM108 203V202H107ZM106 203V204H107ZM134 203V204H135ZM146 203V202H145ZM152 203V202H151ZM163 203H165V202H163ZM174 203H176V202H174ZM173 203V204H174ZM252 203V204H253ZM38 204V203H37ZM66 204V205H65ZM76 204V205H77ZM90 204V203H89ZM95 204V205H96ZM102 204H104V202L102 203ZM110 204V203H109ZM115 204V205H114ZM166 204V203H165ZM217 204V205H218ZM220 204H221V206H220ZM241 204H243V202L241 203ZM249 204V203H248ZM248 204H246L247 205V207H248ZM254 204H256V203H254ZM1 205V204H0ZM12 205H14V204H12ZM19 205H21V204H19ZM56 205V206H55ZM93 205V204H92ZM137 205H139V204H137ZM136 205V206H137ZM144 204H141V206H140V209H141V207L143 206ZM146 205H147V203H146ZM264 205V204H263ZM6 206V205H5ZM56 208H55V207ZM98 206V205H97ZM112 206V205H111ZM117 206V205H116ZM125 206V205H124ZM131 205H129V207H130ZM155 206V207H154ZM157 206V207H156ZM165 206V205H164ZM163 206V207H164ZM216 206V205H215ZM241 206V205H240ZM251 206H253V205H251ZM250 206V207H251ZM254 206H256V205H254ZM2 207V206H1ZM25 207V206H24ZM86 207V206H85ZM103 207V206H102ZM106 207H107V205H106ZM105 207V208H106ZM113 207H112V209H111V207H110V210H112V212L110 211V213H109V210H108V208H106L107 210V216H113L112 218H111V220L110 221H114V222H116V220L114 219V216L116 215V212H114L116 209H113ZM121 207H123V205L121 206ZM131 207H133V206H131ZM131 207H130V209H131ZM147 207V206H146ZM158 207H160V208H158ZM171 207H172V205H171ZM207 207H209L208 208V213L206 214V212H207ZM228 207V206H227ZM250 207L248 208V209H250ZM50 208H48V210L50 209ZM90 208V209H89ZM119 208V207H118ZM135 208H137V207H135ZM219 208V210H221ZM225 209H226V207H224ZM224 208H222V209H224ZM242 208H243V205H242ZM62 209V210H61ZM87 209V208H86ZM122 209V208H121ZM124 209V208H123ZM130 209H128V211L130 212L131 210ZM144 209V208H143ZM142 209V210H143ZM149 209V208H148ZM147 209V210H148ZM173 209V208H172ZM216 209V208H215ZM224 209V210H225ZM243 209H246V208H243ZM243 209H242V211H243ZM258 209H256V211L258 210ZM264 209V208H263ZM262 209V210H263ZM4 211H5V208L3 209ZM63 210H66L65 211V215H64V211ZM120 210V209H119ZM125 210L126 209H124V211L122 212V213H124L125 212ZM134 210V209H133ZM139 210V209H138ZM142 210H139V211H142ZM145 210V209H144ZM164 210V211H163ZM2 211V210H1ZM85 211V210H84ZM127 211V210H126ZM152 211V212H153ZM211 211H214V210H211ZM210 211V212H211ZM241 211V212H242ZM46 212V213H47ZM79 212H83V211H79ZM128 212V213H129ZM133 212V211H132ZM137 212V211H136ZM151 211H150V213H152ZM176 212H178V213H176ZM223 212V211H222ZM241 212H239V213H241ZM1 213V212H0ZM86 213V212H85ZM88 213H86V214H88ZM121 213V214H122ZM125 213H127V212H125ZM134 213V212H133ZM133 213H131V214H133ZM144 213V212H143ZM149 213V214H150ZM176 213V214H175ZM40 214H42V212H40ZM48 214V213H47ZM113 214V215H112ZM120 214V213H119ZM130 214V215H131ZM142 214V213H141ZM157 214H155V215H157ZM221 214V213H220ZM228 214V213H227ZM2 214H0V216H1ZM43 215V214H42ZM124 215V214H123ZM127 215V214H126ZM218 215V214H217ZM243 215V214H242ZM102 216V214L100 215V217ZM105 216V215H104ZM128 216V215H127ZM126 216V217H127ZM134 216V215H133ZM138 216V215H137ZM136 216V218H138ZM142 216V215H141ZM152 216V215H151ZM153 216H154V214H153ZM207 216V217H206ZM3 217V216H2ZM30 216L28 215V218H29ZM99 217V218H100ZM117 218H120V217H118V216H116ZM121 217H122V215H121ZM132 217V216H131ZM140 217V216H139ZM175 217H177L178 218V220H174V218ZM213 217V219L211 220V221H213L214 219H216V218H214L215 216H212ZM217 217V216H216ZM219 217H221V216H218L217 218L218 219H220ZM6 218H8V217H6ZM27 218V220L29 221V219ZM84 218H86V220H84ZM123 218V217H122ZM129 218V220H128V222H127V219H125V217H124V219L126 220V222H125V220H124V222H125V224L127 223V225H128V228H129V230L128 231H130L129 233H127V232H124V233H127V236L126 235H124V238L125 239H131V237H132V239H134V242L137 240V238H134L135 237V234L133 233H131V231H133L132 230V227L133 226H135V224H136V222H134V221H130V217H128ZM135 218V217H134ZM147 218H148V216H147ZM151 218V217H150ZM225 218V217H224ZM53 219V220H52ZM112 219H114V220H112ZM132 219H133V217H132ZM141 219V218H140ZM146 219V218H145ZM155 219H156V217L154 216V221H155ZM166 219H168L167 221H166ZM1 220V219H0ZM5 220V219H4ZM24 221L26 220V219H23ZM119 220V219H118ZM134 220V219H133ZM148 220V219H147ZM6 221V220H5ZM10 221H11V219H10ZM48 221V222H49ZM101 221V220H100ZM110 221H107L108 223L110 222ZM153 221V220H152ZM174 221H176V223H177V221H178V224H177V226L175 225V222ZM219 221V220H218ZM217 221V222H218ZM243 221V220H242ZM241 221V222H242ZM12 222H15V221H12ZM20 222H22V221H20ZM31 222V221H30ZM52 222H54L53 224H52ZM90 222V221H89ZM98 220L97 221H93V222H90V227H92L91 229H93L95 226H100L101 227V225H103V224H100V222H99V225H98ZM107 222H106V224H107ZM123 222V221H122ZM133 223V226H132V223ZM138 222H139V220H138ZM161 222V221H160ZM207 222H210V219L207 221ZM216 222V223H217ZM26 223V222H25ZM24 223V224H25ZM32 223V222H31ZM96 223H97V225H96ZM103 223V222H102ZM119 223H121V221L119 222ZM118 223V224H119ZM130 223H131V228L129 227L130 226ZM135 223V224H134ZM144 224H145V222H143ZM147 223V225H148V222H146ZM202 223V224H201ZM213 223H214V221H213ZM215 223V224H216ZM18 224H19V222H18ZM55 224V225H54ZM82 224V223H81ZM105 224V225H106ZM109 224H111V223H109ZM116 224H117V222H116ZM123 224V223H122ZM140 223H138L137 224V226L139 225ZM142 224V223H141ZM153 224V223H152ZM150 225V228L152 229L153 228V225ZM5 225V226H4ZM19 225H21V224H19ZM44 225H46V224H44ZM73 225H75V226H77L78 227V229H75V227H73L72 228V226ZM86 225V224H85ZM127 225H120V227L122 228L123 226H127ZM214 224H212V226H213ZM6 226H7V228H6ZM24 226L26 227V228H24ZM31 226V225H30ZM29 226V227H30ZM42 226L40 225L39 227L40 228H42ZM51 226L53 227V229H51ZM104 226V225H103ZM152 226V227H151ZM215 226V225H214ZM217 226V225H216ZM23 227V228H22ZM47 227V226H46ZM89 227V228H90ZM116 226H114V228H115ZM142 227V226H141ZM144 227L145 226H143V228H142V230L144 231ZM161 227H163L162 225H161ZM239 227V226H238ZM237 227V228H238ZM9 228V229H8ZM36 228V227H35ZM40 228H38V230L37 231H43L42 229H40ZM55 228V229H54ZM98 228V227H97ZM102 228V227H101ZM108 228V227H107ZM111 228V227H110ZM113 228V227H112ZM117 228H119V226H117ZM125 228V227H124ZM139 228V227H138ZM147 228H149V227H147ZM240 228V227H239ZM30 229H32L33 230V227L32 228H30ZM37 229V228H36ZM46 229V230H45ZM236 229V228H235ZM11 230V231H10ZM95 230H97L96 228H95ZM99 230V229H98ZM104 230H107L106 229V227L104 228ZM115 230V229H114ZM123 230V229H122ZM135 230L137 231V229L135 228ZM146 230H148V231H151L150 229H146ZM146 230L144 231V232H146ZM159 230V231H158ZM163 230H165V231H163ZM10 232V233H7V232ZM17 231H18V233H17ZM124 231V230H123ZM123 231H122V233H123ZM135 231V233H138V232H136ZM142 231V232H143ZM238 231V230H237ZM14 232V233H13ZM16 232V233H15ZM32 232V231H31ZM46 232L44 233V235L46 234ZM51 232V231H50ZM81 233V235H83V236H81L80 235V233ZM90 233H95V231H92L91 232V230L89 231ZM97 232V231H96ZM100 232H101V230H100ZM102 232H103V230H102ZM107 232V231H106ZM108 232H111V230H109ZM118 232V231H117ZM134 232V231H133ZM141 232V233H142ZM143 232V235L144 234H146V233H144ZM42 233V232H41ZM87 234V236L89 235V236H91V234ZM93 233V235H95ZM98 233L99 232H97V235H98ZM156 233V235H154ZM160 233V234H159ZM240 233H239V235H240ZM15 234V235H14ZM26 234H28V232H26ZM99 234H101V233H99ZM113 234V233H112ZM119 234V233H118ZM159 234V235H158ZM21 235H24V234H21ZM43 235V236H44ZM109 235H111L110 233H109ZM133 235V236H132ZM146 235H148V234H146ZM145 235V236H146ZM160 235V236H161ZM238 235V234H237ZM53 236V237H52ZM63 236V237H62ZM100 235H98V237H99ZM101 236H105V235H101ZM107 236V235H106ZM116 236V235H115ZM126 236V237H125ZM136 236H138V239H140L141 238V236H142V234H141V236H140V238H139V234H137ZM22 237V236H21ZM83 237V238H84ZM97 237V236H96ZM153 237V238H152ZM56 240H55V239ZM87 238V237H86ZM92 238H95V237H92ZM117 238V237H116ZM143 238V237H142ZM146 238H148L147 236H146ZM157 238V239H158ZM161 238V237H160ZM163 238H161V239H163ZM53 239L55 240V241H53ZM63 239V240H64ZM91 238L89 237V240H90ZM105 238L103 237V240H104ZM131 239V240H132ZM136 239V240H135ZM145 238H143V240H144ZM153 239V241L151 240V242H154L155 240H157V239H155L154 240ZM164 239V240H165ZM88 240V239H87ZM124 240V239H123ZM140 240H142V239H140ZM230 240V239H229ZM230 240V241H231ZM60 241V243H59V245L60 244H62V245H60V246H65L66 247V245H70V244H66L65 242H61ZM92 241H94V239L93 240H91V241H89V243H91L92 244ZM100 241H101V239H100ZM110 241V240H109ZM146 241H149L148 242V244L147 243H145V246H143L142 247V250L140 249L141 247H139L140 245H136L137 244V241L135 242L136 244V246H135V248L136 247H138V250H141V251H138L137 249H136V251H135V249H134V247L132 246V245H134V243H133V240L132 241H124V246H122L121 248H120V250L118 251V253H117V255L115 256V258H111L112 260H109L108 259V257H107V259H101L103 256H101V258H100V260H99V258H98V262H100L99 264H136V261H137V258H139L142 254H144L143 256H141V257H145V259L144 258H142L143 260H141V262H139V260H140V258L138 259V262L139 263H143V262H145V264H146V262L147 261H151L153 258H154V255L155 254H153V252L151 253V251H153V249H151V247H152V244H155V242L156 243H158L157 241H155L154 243H151L150 245H149V243H150V240L149 239H147ZM209 241H211V242H214L213 243V245L211 246V245H208L209 243ZM261 241V243H263V244H260V245H258V242H260ZM104 242V241H103ZM129 242H131L130 244H129ZM140 242V241H139ZM102 243V242H101ZM140 243H142V242H140ZM39 244H41V246H38ZM76 244H78V243H76ZM75 244V245H76ZM88 244V243H87ZM128 244H129V246H128ZM132 244V245H131ZM159 244V243H158ZM59 245H58V247H59ZM79 245V247L81 246V249H82V245H81V243L80 244H78ZM85 245V244H84ZM143 245V244H142ZM157 244H155V246H156ZM92 246V247H91ZM132 246V248L134 249H132V250H130L129 249V247H131ZM150 248H149V247ZM158 246L160 247V245H157L155 248H158ZM195 246V247H194ZM209 246H211V247H209ZM227 246H228V249H227ZM13 247V248H12ZM18 247V248H17ZM64 247V248H65ZM76 246H74V248H75ZM144 247L146 248V249H144ZM187 247V248H186ZM188 247H191V249L194 247V250L192 249V251H189L188 252V250L187 249H189ZM9 248V247H8ZM49 248V249H48ZM60 248H62V247H60ZM96 248V249H95ZM115 248V247H114ZM149 248V249H148ZM161 248V247H160ZM178 248V249H177ZM186 248V250L184 251V249ZM195 248L197 249V248H199L198 249V251L197 250H195ZM229 248H230V250H232V251H228L229 250ZM12 249V250H11ZM53 249V250H52ZM116 249V248H115ZM151 249V250H150ZM190 249V250H191ZM54 250H58V251H54ZM59 250L62 252V254L61 255H58V254H60L59 253ZM98 250L96 251V253H95V251H93V255L92 256H94V254H95V256H99V255H96V254H98ZM144 250V251H143ZM147 250H148V252H147ZM149 250H150V252H149ZM161 250V249H160ZM163 250H165V249H162V251ZM183 251V252H182ZM196 251V252H195ZM64 252V253H63ZM142 254H141V253ZM191 252H194V253H191ZM85 253V252H84ZM104 253V252H103ZM155 253H156V251H155ZM160 253H161V251H160ZM160 253H158V257H159V254ZM83 254V255H82ZM102 254V253H101ZM141 254V255H140ZM148 255V257H147V255ZM152 256H151V255ZM157 254V253H156ZM163 254H165V251H164V253ZM192 254H194L193 256V259H192V261L191 262H187V263H185L186 262V260H187V258H188V255H192ZM59 256V257H57V258H55V256ZM75 255V256H74ZM90 255V256H91ZM106 255V254H105ZM54 256V257H53ZM67 256V257H66ZM94 256V257H95ZM107 256H109V254L107 255ZM156 256V255H155ZM180 256V255H179ZM182 256L184 257L183 259V261L182 262H180L181 261V259H179V258H182ZM84 257V256H83ZM82 257V258H83ZM104 257H106V256H104ZM112 257V256H111ZM152 257V258H151ZM157 257V258H158ZM161 257H163V256H160V258ZM86 258V257H85ZM84 258V259H85ZM91 258H93V257H91ZM90 258V259H91ZM148 258H150L151 260H147ZM191 258V257H190ZM189 258V259H190ZM194 258H196V259H194ZM95 259V258H94ZM156 259V258H155ZM176 259V258H175ZM186 259V260H185ZM189 259H188V261H189ZM147 260V261H146ZM157 260V259H156ZM156 260H152V261H156ZM202 260H203V258H202ZM205 260V259H204ZM205 260V261H206ZM207 260V261H208ZM81 261H83V259L81 260ZM151 261V262H152ZM158 261V260H157ZM160 261V260H159ZM78 262H80V263H78ZM84 262V261H83ZM199 262V264H202V263H200ZM204 262V261H203ZM138 263V264H139ZM149 263V262H148ZM147 263V264H148ZM160 263V262H159ZM176 263H174V264H176ZM210 263V262H209ZM88 264V263H87ZM97 264V263H96ZM151 264V263H150ZM153 264H155V263H153ZM156 264H158V263H156ZM208 264V263H207Z\"/></svg>",
  "mask_w": 264,
  "mask_h": 264
},
{
  "label": "built area",
  "instance_id": "3",
  "mask_svg": "<svg viewBox=\"0 0 264 264\" xmlns=\"http://www.w3.org/2000/svg\"><path fill=\"white\" fill-rule=\"evenodd\" d=\"M234 2H235L234 0H231L229 4L230 5H234ZM166 23H167L168 26L171 25V23H169L168 21ZM216 30H218V29H216Z\"/></svg>",
  "mask_w": 264,
  "mask_h": 264
}]
</instances>
